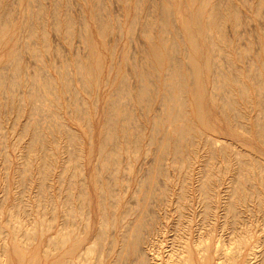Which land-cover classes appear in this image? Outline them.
<instances>
[{"label":"rangeland","instance_id":"374dc122","mask_svg":"<svg viewBox=\"0 0 264 264\" xmlns=\"http://www.w3.org/2000/svg\"><path fill=\"white\" fill-rule=\"evenodd\" d=\"M201 1L202 0H197V2H200L198 4L196 2V0H152V1L151 0H139V1H137V0H102V1L101 0H69V1L68 0H0V3H1L0 4V14H2V15H0V17H1L0 20L3 19L2 22L6 21L7 18L10 20L9 23L8 22L0 23V28H1V26L2 27L5 26V28L3 27L2 29H0V31L2 32V34L0 32V35H1L0 36V74L3 75V78H4V79L2 78L0 82H3V83L7 82L4 87L0 88V90L3 89L4 91H6L4 93V95L2 94L4 92L3 90H1V92H0V98L2 99V100L0 99V103H1V105H0V109H1L0 110V113H1L0 116L2 117V118L0 117L1 118L0 121L3 120L4 124H5V125L3 124V121L0 122L1 123V126H0V210L2 209L0 211V215L2 214L0 217V227L1 226L3 227V228L1 227L2 229L0 228L1 230H3V231L0 230V264H9V263L10 264H35L33 262L36 260H37L36 264H40V263L41 264H49V263H51V264H65L66 263L67 264L66 261L68 260V258L73 256L71 254L73 251L75 252L74 253L75 255H79L80 253L83 254L84 252L87 251L85 249H87L89 246H93L92 243H94L95 237L98 235V233L100 231L99 228L101 226H99V224L102 223V220H103L102 218L104 216H103V213L100 212L101 210L99 208V206H100L99 203H101L103 198H104L103 201H105V203L107 205V209L110 207L107 210L109 212V215H110V216L108 215V217L112 218L111 220H109L108 217L106 218L107 220H109L108 224H110V225H108L109 234L106 230L107 234H106V238H105V244H106L105 249H107L110 246V245L107 246V244H110V241L113 242L115 239H119L118 236H120V233L124 234V233H122L123 230L120 227V226H122L121 223L123 220L126 221L125 222L126 225L128 223L130 225V223L132 224L133 222H135V224L133 223L134 225L137 224L136 221L139 218L138 215L140 214V212L143 208V206H138V205L139 204L140 205L145 204V202L143 200L144 199L143 197L145 196V194H148L150 197L151 196L152 197L149 199L150 201L148 200L149 202L147 201L148 204L146 203L147 205H150V206H146V208H148L147 210L149 213L147 212V210H146V212L149 215L146 216L145 219H143V221H145L146 223L143 222V225H144L143 231L144 232L143 231L141 232L142 233L141 234L142 239H140V247H141L142 251H145L147 249V250H150L148 252L152 251L151 253H153V254L156 251V255H158L160 257L158 259L156 256V259H158L157 261L160 262L158 264H162V263L168 264V262L170 264H177V262L180 264V262H181V264H182V263H184V261L187 260V259L185 260L184 257L191 258L192 264H201L200 259L198 258L199 255L197 252L199 250L197 251V248L203 250L202 248L206 247L207 246L206 244L208 243L209 245L212 246V250L214 251V249H213L214 243H215L214 239H216V237H217V240H219L220 237H221L220 240L223 239V242L220 241L223 244L220 243V245L218 246V247H220V249L218 250V248H217L216 250L219 251V253L222 251H223L222 253H226V252L228 253V251H229V253L231 252L230 253L232 255V256L230 255L231 257H233L236 253H240L241 251H243V252H245V254H247L249 251H251V250L248 251V249H251V246H252V244H254V242L264 240V237H262V235L264 236V232H263L264 231V229H263V226H264V218H263L264 217V196H261L263 199L260 197V195H264V186H261L259 184V180H260V177L262 175H260V177H258L260 172L256 168L258 166V164H262L264 166V161H263L264 160V134L262 135L261 134L262 131H259V129H258L259 127L258 128L256 127L257 126L256 122H260V124L261 125L263 124L262 126H264V112L263 111L260 112L261 111L260 105L263 104V102H264V94H263L264 88L261 87L260 89H262V90H261V92L259 91L260 90L259 84L261 86L264 85V69H263V67H264V64H263L264 63V16H263L264 15V8H262V7H264L263 6L264 1L246 0L248 5L245 2L243 5V3H241V2H243L242 0H213V1L210 0V1H212L210 3H213V4H216L218 1H220L218 3H221L223 1L221 5H224V3L226 4L225 7L221 6L222 15L224 17H227L226 15H228V13L226 14L225 12L229 11L228 6L231 7V5L234 7V9L236 8V10L240 13L241 22H242L241 25L238 28H236V27L233 28V26H234L233 23L231 22L232 23V26H231L230 21L228 22V20H227V21H225V23L227 22V25L224 23L225 24L224 26L226 28L223 26L225 28V29H223V31L225 33L223 31L222 32L219 31L218 29L216 30V28L215 29L212 28L210 31H208V30L206 31V27L208 24L207 23V21H208L207 16H209V11L212 9V7L210 6V7H207L209 9H206L204 7L205 5L203 4V1H202V3H201ZM251 1L252 2L254 1L255 3L257 2L256 6L258 3H262V2L263 3L261 4L262 6L258 4V6L256 7L255 4H253L254 2L249 3ZM67 2H68V4H67ZM153 3H154V5H153ZM194 3H196V4H194ZM103 5H106V6H103ZM53 6L55 7V9ZM65 6H68V7L65 8ZM93 6H95V7H93ZM246 6H249V7H246ZM253 6H255V7H253ZM250 7H252V8H250ZM4 8H5V13L3 12ZM195 8H197V10H195ZM257 8H259L261 11ZM66 9H69V11H67ZM247 9L250 11H248ZM160 10L161 11H163V10L168 11L169 10L172 13V15L171 16L169 15V17L167 19L165 17H161ZM226 10H228V11H226ZM30 11H31V13H30ZM56 11H57V13H56ZM36 12L38 15L35 14ZM96 12H97V14L100 15L99 17L101 19L100 18L99 19L101 20V24L103 22L104 26L102 25V29L104 30L103 27L106 28V31L104 30V33H103V31L101 33H99L97 31L98 30L97 28L100 26H98V24H97L98 22L96 21V18L98 17L97 14H95ZM203 12H206V13H203ZM207 12H208V15H207ZM9 13H10V15H9V17H7L5 14L8 15ZM52 13H53V15H52ZM54 13H55V15H54ZM147 13H148V15H147ZM179 13H181V15ZM192 13H193V15L195 14V17H194L195 19L194 18L192 19V17H193ZM93 14H95L97 17L95 15L93 16ZM205 14H206V16H205ZM256 14H259V15L257 16ZM5 17H7L6 20H4ZM204 17H205V19H204ZM55 18L58 20H55ZM190 18H191V21H190ZM155 19H157V20H155ZM161 19H163L162 23H161ZM66 20L69 21L70 24L73 23V26H72V24L71 25L69 24L67 27V24H66L67 21ZM167 20H168V23H165ZM192 20L195 22V24L192 23L193 22ZM199 20L203 21V25H202V22L199 23ZM56 21L58 23L60 22L62 25L59 26L60 23L57 24ZM63 21H65V22L63 23ZM29 22H30V24H29ZM7 23L11 24V26L8 25ZM55 23H56V25H55ZM163 23L165 24L164 26H166V27H164L162 25ZM192 24H194L193 26L195 29L192 27ZM29 25H30V27H29ZM70 26L72 28H70ZM86 26H88V27H86ZM111 26H112V29H111ZM161 26L163 28H165V29L167 28V29L166 30L160 29ZM117 27H118V29H117ZM130 27H132L133 30ZM176 27H177V31L179 30L181 32L180 35L181 36L183 35L182 37L177 36V33L175 32ZM179 27L181 30L179 29ZM67 28H70L72 30L67 32L69 30ZM81 28H82V30H81ZM145 28L148 29V31L146 30L148 33L151 32L150 33L151 36L147 32L145 34V32H144ZM4 29H5V31H2ZM55 29H57V30H55ZM100 29H101V27H100ZM119 29H120V31H119ZM130 29L134 32H132ZM213 29L215 32L213 31ZM161 30H163L164 33L167 32V34L166 33H165L166 35L163 34V31H161ZM211 31H213V32H211ZM216 32L217 33L219 32L218 34L219 35L221 34V35L220 36L217 35ZM28 33H30V35ZM66 33H67V35H66ZM100 34L103 38L100 36ZM157 34H159V35H157ZM168 34H170L169 36L171 38L168 37ZM196 34L198 35V37ZM208 34H210L209 37L207 36ZM224 34H225L226 38H224L225 37ZM70 35H73L72 38ZM103 35H106L105 39H104ZM69 36H70V38H69ZM190 36L196 37L198 40H200V41H197V44L199 43L198 46L200 45L199 47L201 49L203 48V50L201 52V57L199 56L200 53L195 52V50L191 47V45L189 43ZM205 36H207L208 38ZM179 37L182 38V41L180 40ZM210 37H212V38H210ZM163 38H165V39H163ZM169 38H170V41L168 40ZM69 39H70V42H69ZM71 39H73V40L71 41ZM206 39L209 42H211L212 46L210 45V43L208 41H206ZM219 39H220V41L218 42ZM225 39L228 43L225 41ZM166 40L169 41L168 42L169 44L166 43L167 42ZM183 41H185V42H183ZM177 42L182 46H184V45L188 46V49L190 51L192 50L191 53H190V51H188L187 53L185 51H183L184 50L183 48H185V46L182 47L179 44H177ZM24 43H25V45H24ZM155 43H156V45H155ZM157 43H159V44H157ZM173 43H176L177 46L178 47L180 46L181 49H183V50L182 51H181V49L179 50L180 47L178 48L177 46H176V48H178V49H175V45H173L170 49V45H172ZM248 43H249V45H248ZM163 44L164 45L168 44V45H166V47H164ZM158 45H160L161 47L160 46L158 47ZM225 45L227 47H225ZM114 46L116 48H114ZM214 46L216 47V50L218 49L217 51H219V52H217V54H216V50L213 49V48H215ZM260 46H263V47H260ZM173 47H174L173 50H175V51H171ZM28 48H30V50ZM152 48H154L158 52V54H159L158 59L154 55ZM34 49H36V50H34ZM113 49H114V51H113ZM211 49L214 51H212ZM237 49H239V50H237ZM246 49H248L247 52H246ZM166 50H167V52H166ZM176 50H178V51H176ZM37 51L39 52V55L37 54L38 53ZM179 51H181V52H179ZM210 51H212L211 53H213V52L214 53L211 55ZM236 51L239 53L236 54ZM19 52H20V54H18ZM175 52H176V54H175ZM183 52H185V53H183ZM220 52H222V53H220ZM160 53H162V54H160ZM177 53H179L178 56H177ZM180 53H182V54H180ZM246 53H248V56ZM167 54H169V56ZM197 54H198V56H197ZM165 55H167L168 57L167 56L164 57ZM172 55H173V58H172ZM145 56H147V57L145 58ZM194 56H195V58H194ZM16 58L18 60H16ZM78 58L80 60H82V62H83L82 65L85 68L83 71L84 74H83V72L81 73L83 76L80 75V73L76 71L77 69H75L77 67V64L75 63V61L77 62ZM151 58L153 59V61ZM170 58H172L171 62H176V61H178V59L180 61H182L181 62L182 67H183L182 68V70H183L182 71V78L184 79V77L186 76L185 80L187 81V84H188V89H187L188 93L185 94V97H186L185 99L187 100V112L189 113L188 117H189V120H191L193 123L196 121L195 124L199 130V131L196 130L195 132L192 133L193 137L196 139L195 140L190 139L185 144L186 148H183L182 152H184V153H183V156L181 155L182 156L181 158L184 161H182V160H181L182 162L180 161L181 165H180V163H179V165L176 164V162H175L176 158H175V156H173L174 152H173L172 148H174V142L177 139V136L174 135L175 133H174V124L172 123L173 121L170 123L165 118L167 111H166L165 103L163 102V98H162L163 93L164 92L166 93V91H164L166 89L165 85H163L164 83H166L167 78H168V76L166 78V75L168 74V72L170 73L171 70L173 71V68L171 66H174V63H172V64L169 63ZM175 58L176 59L178 58V59L175 60ZM200 58L202 61L200 60ZM204 58H205V60H204ZM211 58L214 59L213 60L214 66L212 67L211 72H209V71H206L207 69L205 70L204 67L207 64L206 62H208V59H211ZM222 58L224 60H222ZM226 58H227V60H226ZM8 59H9V61H8ZM191 59H194L199 66V71L197 73H193V69H192L191 61H190ZM197 59H198L199 63H198ZM160 60H162L161 63H160ZM10 61L11 62L13 61V64ZM17 61H19L20 66H18L19 64ZM180 61H178V62H180ZM224 61H225V63L223 64ZM226 61H227V64H226ZM246 61L248 63H246ZM2 62H3V65H2ZM8 62H10V63H8ZM82 62H80V63H82ZM203 62H205V65L203 64ZM49 63H50V65H49ZM84 63H85V65H84ZM186 63H188V64L186 65ZM8 64H11V65L9 67H7ZM201 64H202V66H201ZM46 65H47V68H46ZM48 65H49V67H48ZM74 65L76 67H74ZM186 66H188L189 68ZM200 66L203 70L200 69ZM1 67L4 68L3 71L1 70L2 69ZM14 67H16L18 69L14 70ZM142 67H143V69H142ZM256 67L258 68L257 72H255ZM5 68H8V70H5ZM57 68L59 69V71ZM139 68H140V70H139ZM169 68H171V69H169ZM45 69H47V71L49 70V73H47ZM72 69H73V71H72ZM141 69H142V73H141ZM213 69L215 70V72H213L214 71ZM16 70L19 72H16ZM43 70L45 72H42ZM135 70H137V71H135ZM143 70H145V73H147V75H145ZM219 70H220V73H219ZM20 71H22L23 73ZM56 71H58V72H56ZM202 71L204 73H203V75H200L202 73ZM15 72L17 73L18 76L13 75V74H15ZM39 72L41 74L43 73V75H46V76L43 77V75H40ZM59 72H61L62 74H58ZM65 72H66L67 76L69 75V77H71V78L68 77L69 78L68 81L72 80V81L68 82L69 85L71 84V86H69L70 90H69V88L65 87L67 81L65 82L62 79V75L63 74L65 75ZM88 72H89V74H88ZM136 72L138 74L137 75L138 78L135 77ZM76 73H79L78 74L79 76ZM86 73L88 76L86 75ZM92 73H93V75H92ZM143 73L145 76L143 75ZM149 73H150V75H149ZM190 73H191V75H190ZM218 73L219 74H221V73L226 74L228 76V78H230V79H232V77L234 79L237 77L239 80L242 78L241 79L242 82H240L241 89L243 91H250L249 93L244 92V94L247 93L244 96V94H242V92L240 90H239L240 93H238V91H237L238 87L236 89H235V87H232V89H231V87L228 88L229 91H227V95H228L229 99L231 98L230 100L232 102H234V104L236 103L234 105L236 108L234 107L235 109H234L233 113L234 114L236 113L235 116H237V117L233 116L234 115L233 113H232L233 115H230V114L226 115L225 114L227 117L224 116L223 110L221 109L222 104L219 105L220 102H216L214 99L216 97H219V94L221 95V92H219L217 90L215 91L214 83H213L215 78L221 79L220 75L218 76ZM248 73L250 75H252L254 73L255 77L252 75L255 78L254 82H253V80H250V78L248 77L249 81L252 85H250L247 77H245V76L249 75ZM256 73L257 74L259 73V74L257 75ZM260 73H261V75H260ZM11 74L14 76V78H17V79H13V76ZM20 74H21V76H20ZM32 74H33V76H32ZM56 74H58V75H56ZM70 74L72 76H70ZM140 74H142V76ZM240 74H243V75L240 76ZM255 74L258 76V79L260 80V82H259V80H256L257 78H256ZM9 75L12 78L9 77ZM35 75L40 76V77L38 78ZM148 75L150 76L149 79H148V77H149ZM193 75L195 76V78L193 77ZM25 76H29V77L26 78ZM30 76H32V77H30ZM48 76H49V78H48ZM51 76H53V77H51ZM60 76H61V80H58ZM77 76H78V78L80 77V79L82 77L83 78L88 77L86 79L87 82L84 78L82 80H79V82L80 81L83 82V80H84V82H86V83H84V84L81 82L79 83L77 80L78 79ZM18 77H19V79H18ZM33 77H34V79H33ZM55 77H57L58 79ZM191 77H193V79H191ZM20 78H21V80H20ZM52 78H54L53 81L54 80L56 81L54 83L59 86V87L56 86L57 90L53 91L54 89H56L54 86L55 85L54 83H53V89L50 91L48 89H46V87H44V89L43 88L41 89V87H43V84L45 82L51 81ZM12 79L14 80V82H16V87H13V88L10 87V84H9V82L12 81ZM22 79H23V82H22ZM27 79H29L28 80L29 82L28 81L25 82V80H27ZM41 79L44 82H42ZM113 79H115V81H113ZM122 79L124 80V82L126 81V84H129V86L127 85L128 87H126V85L123 86L120 84L123 82ZM5 80H6V82H5ZM36 80H38L37 84H39L38 89L40 90L41 97H43V98L47 97V99L45 100V98L44 99L42 98L43 100L39 101V99H41V97L37 96L33 100V103H32L30 101L31 98L29 97L30 94H28V93H32L34 90H37V88L36 89L34 88V83H36ZM140 80L146 81L147 83L143 82V81H142V83H140L141 82ZM191 80H193V81H191ZM19 81L22 83V86H21V83ZM58 81H59V83H58ZM61 81H62L64 86L61 85L62 84ZM107 81L110 82L108 85L106 84V83H108ZM254 83H255V86H253ZM18 84H19L20 89H18L19 87H17ZM72 84L74 86H72ZM139 84H141L140 85L141 87L139 86ZM147 84H150L149 85L150 90H148L149 87ZM243 84L246 85V88H245L246 90H244L245 86ZM7 85H8V87H7ZM24 85H26V86H24ZM105 86H106V88H105ZM122 86L128 88L129 90L131 89V92H128L129 90H127V94L131 93V96H129V98H131V99L129 100L127 97L129 104L124 103L126 101V96H128V95L124 92L126 96H124L125 98H123V95L121 96V94H119V93L123 94V90L120 89V87L122 88ZM138 86H139V88H138ZM142 86H144V88H142ZM197 86L199 89H197ZM204 86H205V88H204ZM60 87L61 88L63 87L64 89L62 88L63 89L62 90ZM112 87H113V89H112ZM115 87L117 89L118 88L119 89L117 90V89H115ZM194 87H195V89H194ZM146 88H147V90H146ZM212 88H214V90ZM122 89H124V88H122ZM125 89H124V91H125ZM140 89H145L147 91V93L151 94V95L150 94L147 95V93L145 94V92H144L145 96L143 99H145V97H146V99H147V100L145 99L146 102H145V100H143V101L140 100L141 102H137V101H139L138 99H141L142 98L141 96L144 95L143 93H142V95H141V93L139 95L137 94V93H139L138 91L141 92ZM10 90L13 91V93L9 92ZM41 90H42V92H41ZM78 90H79V92H78ZM116 90H117L118 94L116 93ZM119 90H121V92H118ZM193 90L194 91L196 90V91L193 92ZM204 90H206V92ZM72 91H74V92H72ZM75 91L78 93V96H77V93ZM210 91H212V94ZM257 91H259L260 98H258V92ZM46 92L50 93L49 95H51V96H49V95L47 96ZM229 92H230V94H228ZM112 93L114 95H112ZM165 93H164V95H165ZM197 93H198V96L196 97L195 94H197ZM214 93H215V95H214ZM5 94H7V96H5ZM10 94H12V95H10ZM42 94L43 95L45 94V95L43 96ZM53 94H55V95L53 96ZM73 94L76 95L78 98V100H77V98L75 96V98L77 100L76 104H75L76 100L74 99ZM240 94H242L241 95V96H243L242 98H240L241 97ZM1 95H3V96H1ZM118 95H120V96L116 97ZM137 95L138 96L141 95V96L137 98L136 97ZM261 95L263 96V98ZM12 96H13L12 99L14 101L10 98ZM55 96L56 97L58 96V97L56 98ZM147 96L149 98H147ZM249 96H251V99ZM55 98L59 99V100H57L55 102ZM118 98H121V101H119L120 99H118ZM7 99H8V102L6 101ZM10 99L13 102L12 104H11ZM20 99H23V101ZM49 99L52 102L54 101V103H51L49 101ZM72 99H74L73 100L74 103L72 102ZM134 99H136V100H134ZM109 100H110V102H109ZM116 100L119 101L118 104L115 103ZM245 100H247V101H245ZM107 101H108V104H107ZM147 101H149L150 103ZM4 102H7L8 104L10 103L12 106L10 104L9 105L14 108V109L11 108V109H13L12 115H11L12 110L11 109L9 110L10 106L8 104L4 105L3 104ZM19 102L21 104H19ZM22 102H24V104H25V102H27V104L23 105ZM35 102L37 103V105L39 107L41 106V108H37L38 106L36 105ZM68 102H69V104H68ZM120 102H122V103H120ZM142 102L144 105L141 104ZM257 102H259L260 104L259 103L256 104ZM72 103H73V106L71 105ZM110 103H111V105H110ZM148 103H149V105H146ZM2 105L5 106L6 108L8 107L7 108L8 110L6 108H3ZM69 105H71L70 108H68ZM108 105H110V108L112 105L113 106L116 105V106H118L117 109L120 107L123 109L122 106H124L123 110H120L121 108L118 109V111H120V112H116L113 109L114 108L113 106L110 109L111 115H113L112 111L117 113V114L114 113L115 115H113V116H115L116 119L113 118V120L115 122H118L117 123L118 124L117 126L119 127V128L117 127L118 136H119V138L122 137L119 140L122 145H120V142H118L120 145L119 148L121 149L120 152H122V153H119L122 155L118 156V157H120L119 161L121 160L120 161V167L121 168L117 166L118 171L116 172L117 174H115L116 177L114 176L113 178H111V181H112L111 190L115 192V193L113 192L114 196L111 193H109L110 191L108 190L109 188L107 187V186H109L108 182L110 181V176H111V175H109L110 173L108 174L107 172H104L101 175L99 172L97 173V169H95L97 167L96 158H97L98 152H99V146H100V142H101L100 137H102V132H103L102 129L104 126L103 124H104V119H105V115H106L105 113L107 112V111L105 112L104 108H107ZM162 105L165 108H163ZM256 105H257L258 109H257ZM125 106L126 107L128 106V107L125 108ZM158 106H160V107H158ZM192 106H194V108ZM33 107L36 108L37 110L40 109L41 115H40V112L38 111L39 112V113H37L38 115L33 116L32 115L33 114L32 113ZM129 107H130V109H129ZM29 108H30V110H29ZM81 108H83V109H81ZM146 108H148V109H146ZM45 109H46V111H45ZM125 109H126V111L123 112ZM76 110H79V112ZM162 110H164L165 112ZM42 111L45 112V114H43ZM121 112L124 114H126L128 112L127 114L129 116L131 114L130 117L134 118L135 122L133 121L134 119H130L129 122L128 121L122 122L121 120L123 119L124 114L122 116V114H120ZM4 113L7 115V118H5L6 116ZM50 113H53L52 115H54V114L57 115V118H56V116L53 117ZM162 114H164V119H166V120L163 119ZM28 115H30V116L32 115V116L30 117ZM116 115L119 117V121L117 120L118 118ZM146 115H147V117H146ZM159 115H160V117H159ZM256 115H257V117H256ZM258 115H260V116H258ZM58 116H59V118H58ZM231 116H233V117H231ZM47 117H50L51 120L46 121ZM60 117H62V120ZM230 117H231V119H230ZM16 118L18 119V122H17ZM32 118H33V121H31ZM54 118H55V120L56 119L57 120L54 121ZM120 118H121V120H120ZM157 118L160 119L161 122ZM232 118H234V119H232ZM255 118H256V120H255ZM35 119L36 120L38 119L37 121L39 122V125L37 126V128H39V129L43 128V131H40L41 133L38 132L39 136H41L43 132H44L43 133L44 136L40 137L42 139H40L39 144H37V146H36L37 149H35V152H34V151H32V149L31 150L29 149L30 150L29 151L27 147L31 146L30 145L31 142L29 140L32 139L31 138L32 135H30V134L33 131L32 130V127H33L32 123L34 122ZM42 119H43V121H42ZM63 119L65 120V122ZM28 120L31 121L32 126ZM14 121H16V122H14ZM38 122H36V123L38 124ZM131 122H133V124ZM161 123H163V124H161ZM3 125H4V128L2 127ZM24 125H25V127H27L29 129L28 130L29 134L25 133V132H27V130H26L27 128H24ZM58 125H60L62 130L60 129V127ZM62 125L63 126L68 125V127L69 126L70 127L66 128V127H63ZM127 125H128V127H130L131 125H132V127L134 126V129L132 128V130H128L129 128L125 127L129 131L128 132V135H129L128 138L132 144L130 143L129 140L125 141V139L123 138L122 133H123V131L126 130L124 128V126H127ZM11 126H13L14 128ZM40 126H42V127H40ZM51 126H53V127L50 130L49 127H51ZM54 126L56 128H54ZM120 126H121V128H120ZM57 127L59 128V130L57 129ZM22 128H24L26 130V131L24 130L25 132H23V134H22V132L20 133V131H23ZM70 128H71L70 134H74V137L76 136L77 138L75 137L76 140L74 142L72 140H71L72 142L70 140H68L70 142V145H68L69 142L66 141L68 139V138L66 139V137H68L69 134L66 131H68ZM239 128H240V130H239ZM13 129H14V134H13ZM65 129H66V131H63ZM157 129H159V130H157ZM46 130H47V132L48 131L49 132L47 133ZM201 130H202V132H201ZM244 130H246V132ZM263 130H264V127H263ZM37 131H39V130H37ZM120 131H122L121 132L122 136L119 133ZM136 131H138L140 134L138 132L136 134ZM258 131H259V133H258ZM59 132L60 133L64 132L63 133L64 135L62 133L60 134ZM131 132H132V134H131ZM133 132L136 135L139 134L138 136H140L141 138L144 137V138H142L144 141L140 137L136 138V136L133 135ZM171 132L174 134H172ZM49 133L51 134V136L49 135ZM58 133H59V135H58ZM32 134H33V132H32ZM194 134H196V135H194ZM204 134H207V135L204 136ZM23 135H25V137H23ZM29 135L31 137H29ZM169 135L171 137L170 138L171 139V147H170L171 149L167 150L169 154H167V151L165 152L167 154V156H166L165 153H163L164 154L163 155L162 152L157 151V150L159 149V147H158L159 143L162 142V140L165 137H169ZM4 136H6L5 138H7V139L3 138ZM21 136L23 139L21 138ZM45 136L49 140H47L45 138ZM54 136H55V138H58V140H59V145H57V147L55 146L56 142H54V141L56 139L54 140ZM133 136L135 137V139L139 138L140 143L138 140L137 141L134 140ZM195 136H197V137H195ZM63 137H64V139H63ZM172 137L174 139H172ZM207 137H208V139H207ZM24 138H25V140H24ZM209 138H210V140H209ZM21 139H22V141H21ZM160 139H161V141H160ZM212 139L213 140L214 139H220L223 141V144H225V146L227 144V146H228L227 150L229 149L228 150L229 153H225V156L220 155L221 157L218 154L217 155L218 157L213 158L214 160L212 158H210V156L212 157V154H210V151H208L210 155L206 152L207 150L204 148V146L206 144H204V143H206L207 141L205 142L204 140L212 141ZM51 140H53V141H51ZM133 140H134V142H133ZM6 141H8V142L5 143ZM135 141L137 143H135ZM190 141H191V143L192 142L193 143L191 144ZM47 142H48V144L50 142H52V143L54 142V144L50 143L48 146V144L46 145ZM61 142H62V144H61ZM124 142L125 143L129 142V144H131V145L127 144L128 146L125 145L126 148L132 146V147H130L132 149L131 151L129 149L125 148ZM3 143H5V144H3ZM133 143H134L135 147H134ZM148 143H150V145ZM151 143L154 145H151ZM61 145L65 146V147L63 146L64 147L63 150L66 149L65 152H63L61 150V148H63V147H61ZM140 145L142 147H140ZM6 146L9 147L8 150L6 149ZM41 146H43V147L45 146V148H43ZM53 146H54V148H53ZM58 146H59V149H58ZM225 146H224V148L227 147V146L226 147ZM139 147L142 149H140ZM50 148H52L51 149L52 151H50ZM138 148H139V150H142V152L139 151V154L137 153ZM147 148L149 150L148 153H147V151H148ZM67 149L69 150V152L67 151ZM78 149H80V151L83 152L84 158L81 162H79L78 159H74L77 161H72L70 163L71 170L68 172L69 174L67 173V176H69V177H67L65 175L67 178L64 179L63 177H65V176H63V173H61L64 170V163H62L63 157L66 158V157H70V155H75V154L77 155ZM133 149H134V152H133ZM185 149L187 150V152ZM44 150L48 151V152H46L47 153L46 155H45ZM124 150H126L127 152L129 150L130 153L129 152H128L129 154L126 152L123 153ZM227 150H226V152H228ZM7 151L9 152V154ZM38 151H39V153H38ZM61 151L64 155L61 153ZM218 151H219V149H218ZM40 152H42V154ZM50 152H52L53 155ZM145 152H146V154H145ZM233 152H235V153H233ZM56 153L60 154V157H59V155L56 156ZM69 153H70V155H69ZM91 153L93 154V156H92L93 160L92 161L90 160V154ZM131 153H134V154H131ZM136 153L138 155H141L140 153H142L141 157L139 156V158H138ZM36 154L37 155L39 154V155L37 156ZM125 154H126V156H125ZM148 154H149V156H148ZM156 154L158 155L157 157H156ZM5 155L8 158L11 156L9 158L10 162L6 163V161H8V158H5ZM21 155H23L22 160H21V158H22ZM42 155H44V156H42ZM47 155H48V157H47ZM61 155H63V157ZM127 155L130 157V158L129 157L128 158L131 159V161H132V163H131V161H128L129 162L128 164L130 165V167L135 166V167H133V169L127 168V165H128L127 160H129L127 158ZM134 155H136L138 159H136V156H134ZM160 155H163L164 157L166 156V158H164V157L162 158V156L160 158H158ZM169 155H170V157H169ZM237 155L238 156L240 155L239 158L243 157V159H245V160L240 159L241 160L240 162L243 161V163H244V161H245L244 165L246 164V161H247L248 162L247 165H249V166L252 165V167L255 166L254 167L255 171L253 172L252 171L253 169H251V170L249 169L250 172L248 171V173H247V170H245L247 165L246 166L243 165L244 170H238L239 167L237 166V164L239 163V166H241V165H240L239 158ZM28 156L34 157L36 160L35 162H33V163H35V165H33L30 168L28 167V164L25 165V163H26L25 161L27 160ZM49 156H51V157H49ZM54 156H55V158H54ZM185 156H187L189 158V159L186 158V160L187 159L192 160V161H189L190 163L196 162L195 163L196 166L194 164H190L189 162L188 163L191 166L190 165H189L190 167L187 166L188 164H186L187 161L185 160ZM40 157H42V158H40ZM134 157L137 161L134 159ZM56 158L59 160H57ZM222 158L225 160H223ZM236 158H238V161ZM42 159H46L47 162L51 161V163L47 164L46 160H43V162L44 161L45 162H44V164L41 165ZM154 159H158V160H154ZM19 160H20V162H19ZM152 160H154V161H152ZM123 161H125V162L123 163ZM156 161H157V164H156ZM254 161H259V162L261 161V162L260 163L258 162L256 165V162H254ZM22 162L24 165L22 164ZM38 162L40 164H38ZM63 162H64V160H63ZM154 162H155V164H154ZM158 162H159V164H158ZM249 162H251V164ZM27 163H28V161H27ZM45 163H46V165H45ZM54 163L57 166L56 168L54 167V165H55ZM57 163H58V165H57ZM152 163L154 164V166H152ZM235 163H237V164H235ZM20 164H22L24 166V168L22 165H21L22 166L21 167ZM50 164H52V165H50ZM184 164L186 166H184ZM208 164L212 165V167H214V168H212ZM36 165H38V167ZM44 165H45V168H44ZM129 165H128V167H129ZM155 165L156 166L158 165L159 167L158 166L156 167ZM177 165H178V168L180 166L179 169L177 168ZM207 165L210 167V169L203 170L204 168L205 169L209 168ZM232 165H233V167H231ZM25 166H26V169H25ZM39 166H42V167H40V170L43 171L42 173L41 172L39 173V171H40ZM52 166H53L54 170H53ZM58 166H60V167L62 166L61 169L62 168L63 169L60 170V167H58ZM82 166H83V170L85 171V176L80 175V172L82 170ZM173 166H174V168H173ZM235 166H237L236 167L237 169L235 168ZM191 167H193V168H191ZM124 168L126 169L125 171H124ZM188 168L190 170H187ZM228 168L230 169L231 173L229 171L227 172V170H229ZM19 169H21V170H19ZM23 169L26 172H28V174H30V173L31 174L30 175L27 174L28 175L27 176L26 172L24 173ZM36 169H38L37 172H36ZM47 169H49L48 170L49 172L47 171ZM55 169L58 172L56 171V173H55L54 172ZM157 169L158 170L160 169L159 172H157ZM180 169H181V171H180ZM44 170H45V174H47L49 176H47V177L42 176L41 177V175L44 174ZM128 170L131 171V174H129L130 171H128ZM140 170H141V173H139ZM235 170H237V171L235 172ZM21 171L23 172V174ZM51 171L54 172V175L50 174ZM174 171H175V173H174ZM241 171H243L245 173V175H243V177L247 176L248 180H246V178H244L246 181L245 180L243 181ZM121 172H123V173H121ZM148 172H151L152 174L148 173ZM177 172H179V174ZM38 173H39V175L37 176ZM71 173L74 175H72ZM204 173H205V176H204ZM233 173L236 175L238 174V175L236 176ZM239 173L241 174V176H239ZM246 173H247V175H246ZM166 174H168L167 177H166ZM248 174H250V175H248ZM252 174H254V175L256 174L255 176L258 177L257 178L258 181L256 179H254L255 176H253ZM31 175L37 176V178H35L37 180H34V176L30 177ZM107 175H109V176H107ZM137 175L139 178L137 177ZM186 175H187V177L185 178L184 176H186ZM70 176H74V177H72V180L70 179ZM153 176L155 177V183H156L153 185V187L156 186L157 188L156 187L152 188L154 191L151 192L152 191L150 189L151 184L149 181H150V177L152 178ZM178 176H179V178H178ZM59 177L63 178L66 183L63 181V179H60ZM90 177H91V179H90ZM105 177H107L109 180H107ZM147 177L149 179H147ZM230 177H233V179L232 178L230 179ZM85 178H86V183L88 186V187L86 186V192H87V194L89 193L86 202L90 199L86 203L87 208H88L87 210H88L89 214L86 215L87 210L83 211V214L82 213L80 214L79 209H76L75 210L76 226H74L73 228L72 227L68 228V231H70L69 229H73L71 232H73L75 230L77 231L75 233L73 232L74 234L72 235V237L70 239L71 241L69 242L71 245L68 243L67 247L64 249H61L60 252L54 251L53 255H51L50 257H46L44 255L46 250L43 251L42 249L46 248L45 244H47L46 242L49 239V236L55 237V234L56 233L58 234L59 230L62 231L61 228L64 230L65 219H64V212L62 213V210L64 211V209H62L63 208L62 204L65 203V200L66 201L72 200V203L70 201L71 207L73 206V208H75V207L78 208V206L82 203V199L79 198V194L80 193L83 194V192H84L82 190V183L85 180ZM115 178H117V179H115ZM128 178H129V181H128ZM184 178H185V182H186L185 184H183ZM40 179H42V182L44 185L46 184L47 188L45 186H41L42 183L40 182L41 181ZM51 179H52V181H51ZM100 179H102V185H100V182H101ZM113 179H115L116 181ZM203 179H205L206 181L209 180L207 182L203 181V183L206 182V184L207 183L208 184L203 185L204 187H200L199 184L202 183L201 180H203ZM234 179H235V181L237 179V182H238V180H240L239 183L243 182L245 187L243 186V183L238 185L237 183L233 182L236 185H238V186L235 185L233 187L234 188L237 187L240 191H238V189L233 190L234 188L231 186V183H232V181H234ZM45 180H46V183H44ZM58 180H60V182H58ZM186 180H188V182ZM37 181L40 182L41 184L37 183ZM47 181H48V185H47ZM67 181L68 182L71 181V183H73L74 186L73 185H72L73 187L70 186L71 183L69 184ZM98 181H99V185L97 183ZM30 182H33L34 185H32L33 183L30 184ZM49 182L53 185V187L51 186V184H49ZM61 182L62 183L64 182V183L60 184ZM138 182L140 183V185H142V186H140V188H139ZM56 183L58 184V186ZM128 183H130L131 185ZM233 183H232V185H234ZM67 184H69L70 187L69 186L68 187L70 189L67 187ZM9 185L11 188L8 187ZM39 185L41 187H44V188L41 189V187ZM59 185H60V187H59ZM116 185H118V186H116ZM127 185H129V187ZM136 185H138V186H136ZM263 185H264V183H263ZM48 186H49V188H48ZM100 186H103L101 189L102 190L105 189L106 191L103 190V192H102V190L100 189ZM126 186L128 187V189L130 188V190H128ZM181 186L184 187V189H180ZM198 186L200 188H202L201 190H203V191L205 190V193L206 192L208 193V194L206 193L207 194L206 195L207 203L204 200L205 197H203V195H205V194L203 193V191L201 192V190ZM239 186L242 188L240 189ZM50 187H52V188H50ZM65 187L68 188V190L66 189V192L64 189ZM113 187H114V190L112 189ZM137 187L140 189L139 191H137L138 190ZM146 187H148V190L150 191V193H149V191L145 190ZM73 188H74V191L72 190ZM115 188H118V189H115ZM230 188H231V190H230ZM6 189H7V191H6ZM95 189L97 191H95ZM164 189H166V190H164ZM209 189H210V191H212V190L213 191L210 192V191H208ZM133 190L136 191L135 194H137V195L132 194V193H134ZM156 190H158V192ZM241 190L243 193L241 192ZM40 191H41V193H40ZM197 191L199 194H197ZM232 191H237V193L238 192L240 193V194L238 193V195H236L237 199L235 198V196L231 197V193H234L233 195L237 194V193L232 192ZM73 192L75 193V195H73ZM104 192H105V194H107V196L105 194H103ZM34 193H35V195H34ZM37 193L40 195V197L38 196ZM65 194L68 196L73 195V197L69 196V198H71V199H66V197H68V196H66ZM117 194L118 195L120 194L119 198H116L117 196H115V195H117ZM214 194H216V195H214ZM241 194L244 195V197H243L244 199H246L245 197H248V200L246 199L247 201L243 202ZM111 195H112V198H111ZM121 195H122V197H121ZM199 195H201V197ZM209 195H210V198H209ZM31 196H38V198H36V197L33 198ZM58 196H60V197H58ZM108 196H110V198ZM211 196H213V197L211 198ZM30 197H31V199L33 198L35 200H31ZM64 197H65V200H62V199H64ZM105 197H106V199H105ZM44 198H46V199H44ZM213 198H215L216 200L215 199L213 200ZM231 198H233L232 201H231ZM117 199H119V200H117ZM197 199H199V200H197ZM208 199H209V201H208ZM210 199H212V200L210 201ZM234 199H235V201H234ZM240 199H241V203L239 201ZM258 199H259V202H258ZM38 200H40V202H41L39 204L40 205L39 207H38V203H39ZM48 200L51 202H49ZM236 200H237V202H236ZM36 201H38V202H36ZM53 201L56 203V205H54ZM115 201H117V202H115ZM128 201H130V202L126 204V202H128ZM140 201H142V202L140 203ZM199 201L202 203H200ZM203 201H205V202H203ZM34 202H36V206H35ZM74 202H75V204H73ZM108 202H112V203L109 204ZM135 202H136V204H135ZM231 202L233 203V205L235 204L237 207L236 206L234 207ZM234 202H236L238 205ZM32 203H33V205H32ZM113 203H115V204H113ZM230 203L234 208L229 205ZM30 204L33 207L35 206L38 208H35V207L33 208ZM97 204H98V206H97ZM111 204L114 205V208L118 205L121 209L119 207H116V209L119 208L118 209L119 211L116 209H115V211H113L114 208L112 206H109ZM129 204H131V205H129ZM41 205L45 209V210H43V212H42L43 208L41 207ZM45 205L49 209H47V207ZM61 205H62V207H61ZM227 205H229L230 208ZM257 205H258V207H257ZM127 206H130L129 207L130 209ZM178 206H181V207H178ZM206 206H208V208ZM177 208H180L181 211L178 210ZM181 208H184V210ZM211 208H213V209H211ZM219 208H221V209H219ZM231 208L233 209V212L235 213V215H236V213L239 212L237 214L238 218L235 215H232L233 212L231 211ZM235 208H236V210H235ZM13 209H14V216L11 214L13 212ZM30 209L35 211L34 212L35 214L33 213V211L31 212ZM54 209L56 212L57 211L58 212L56 213L54 211ZM128 209H129V211H127V213H126V210H128ZM133 209L135 210V212H133ZM137 209H139L138 210L139 212H137ZM214 209H215V211L216 210H218V211L215 212ZM227 209L228 210L230 209V212ZM46 210H48V211H46ZM52 210L54 211V213L53 212L51 213ZM109 210H111V211H109ZM124 210H125V212H123ZM130 210H131V212H130ZM37 211L39 212V215H40L39 217H37L38 215H36ZM112 211H113V213L114 212L116 213V214L114 213L115 216H112ZM179 211L181 212V214H184V215L179 214L180 213ZM110 212H111V214H110ZM120 212L122 215L120 214ZM218 212L221 213L222 215L219 214ZM260 212L262 214H260ZM78 213L80 215H78ZM117 213L119 215V218L117 217ZM129 213H130V215H128V216L130 218L132 217V215H134V213H136V214L130 219V218H127L128 217L127 214H129ZM206 213L208 215H211V216L208 217V215ZM213 213H214V215L215 214L216 215L215 216L212 215ZM47 214H48V217H46ZM76 214H77V216H76ZM205 214H206V216H205ZM217 214H219V215H217ZM228 214H230L231 216ZM53 215H55V216H53ZM179 215H181L182 217ZM223 215L225 217L228 216V218L227 217L225 218V221L227 220L228 222L224 221ZM61 216H63V217H61ZM125 216H127V217H125ZM137 216H138V218H137ZM204 216L206 218H204ZM212 216H214V217L212 218ZM232 216H234V218L236 217V219H234ZM14 217H15V219H14ZM32 217H35L34 219L40 224H42L43 221L50 223V220H51L52 223L53 222L54 223L53 224L50 223L47 225L53 226L52 229H54V231L52 230L51 234H50L51 231L50 232L48 231L49 235H47L48 233H46V235L44 236L45 238L43 237L44 240L41 239L42 238L40 236L41 234H39L38 235L39 238L37 237L38 242L36 241L35 244H33L31 246V249L24 251V250H22L23 248L22 249L18 248L19 243L17 242V239L20 238V236L26 237V233L31 232L30 224L31 223L33 224V222H34V219ZM51 217H53V219ZM54 217L59 218V220L57 218H54ZM75 217H74V219H75ZM120 217L123 219H121ZM188 217H190V218L188 219ZM41 218H44L45 220H43V219H42V221L39 220ZM49 218H50V220H49ZM113 218H115V219H113ZM74 219H73V221H74ZM135 219H137V220H135ZM190 219L192 220V222H190L191 221ZM204 219H205V221H204ZM206 219H208L209 221ZM215 219L217 221H215ZM221 219H223V220L221 221ZM118 220H119V223L115 224V222H118ZM187 220H189V221L187 222ZM13 221H14V223H13ZM63 221H64V223L62 225ZM75 221L72 223H75ZM127 221H129V222H127ZM210 221H212L214 224ZM218 221L220 224L218 223ZM215 222H217L218 224ZM15 223H16V225H15ZM221 224H225V225L227 224L226 228L224 227V225L220 226ZM44 225H46V224L44 223ZM13 226L18 227L19 229H21V231L17 228L18 229V232H17L16 227H14L16 230L13 233L12 232L13 230L11 229V227H13ZM27 226L30 228L28 229ZM109 226L113 227L112 229H115V230L110 229ZM128 226H126V227H128ZM130 226H132V225H130ZM217 226L219 228L221 227L220 231H218L219 228ZM75 227H77V228L74 229ZM187 227L190 229H188ZM223 227H224V229H222ZM228 228H230V229H228ZM5 229H6V231H4ZM110 230H112V231H110ZM113 231H115V232H113ZM151 231H152V233H151ZM213 232H214V234L216 233V235H213ZM249 232H251V233H249ZM117 233L119 235H117ZM243 233L246 235V237H250L251 235H253L254 239L248 245H244L243 250L239 251L238 243H239V241H242V240H238V239H243V235H244ZM2 234H4V235H2ZM77 234L79 236L78 237L76 236L77 237L76 238L74 235H77ZM80 234L82 237H80ZM249 234H250V236H249ZM257 234H258V236L259 235H261V236L259 238H257L258 237ZM16 235H17V239L14 238V236H16ZM111 235H113V239L115 237L116 238L113 240ZM208 236H209V238H207ZM6 237H7V239H6ZM79 238L81 239L80 243L78 242V240H80ZM22 239H25V238H22ZM107 239H108V241H107ZM174 239H175V243H174L175 245H173ZM261 239H263V240H261ZM73 240H75V241H73ZM190 241H191V243H190ZM112 242H111V244H112ZM161 242H162V244H161ZM30 243H32V241H30ZM30 243H29V241L26 242L27 245H29ZM158 243H160V244H158ZM189 243H190V245H189ZM200 243H202L203 245L202 244L200 245ZM26 244H25V248H27ZM196 244H197V248L194 249L196 247ZM204 244H205V246H204ZM221 244L224 247V248L222 247L223 249L221 248ZM6 245H7V250H5ZM163 245H164V247H163ZM198 245H199V247H198ZM28 247H30V246H28ZM158 247H159V249H158ZM187 248H188V250H187ZM105 249L102 250L104 257H106L105 260H107L104 262V264H112L111 262H113L115 259V258H113L114 255H112L109 258L110 260L107 259L108 257H107L106 253L109 249L108 250H105ZM236 249L238 251H235ZM81 250L83 253L81 252ZM184 250L186 251V253ZM220 250H222V251H220ZM27 251H30V253L29 252L27 253ZM78 251H79V254L77 253ZM183 251H184V254L182 253ZM20 252H22V253H20ZM1 253H2V255H1ZM157 253H159V254H157ZM227 253H226V256H228V257L226 258V256H225L226 259L223 257L225 254H221V255H223L222 259L224 260V262L225 261L228 262V260L230 259V256L227 255ZM3 254L5 256H3ZM39 255L42 256V259H41V256H39ZM167 256H168V258H170V256H171V258H172V259L170 258L171 261L166 258ZM177 256H179V257H177ZM27 257H28V259H27ZM131 259H133V257H131ZM131 259L128 260V262H126L125 264H134V259H133V261ZM178 259L179 260L181 259L180 262L178 261ZM46 260H48L47 261L48 263L46 262ZM172 260H174L175 263H174V261L172 263ZM223 260H222V262H223ZM57 261H59V262H57ZM96 262H97V256L95 257V253H92V254H90V258H89L88 263L85 262V264H96ZM185 264H190V263L187 260L185 262ZM239 264H242V263H239Z\"/></svg>","mask_w":264,"mask_h":264},{"label":"bare ground","instance_id":"6f19581e","mask_svg":"<svg viewBox=\"0 0 264 264\" xmlns=\"http://www.w3.org/2000/svg\"><path fill=\"white\" fill-rule=\"evenodd\" d=\"M68 1H69V0H68ZM101 1H102V0H101ZM137 1H139V0H137ZM151 1H152V0H151ZM202 1H203V4L205 5L204 7H205L206 9H209V8H207V7H210V6L212 7V9L209 11V16H207V18H208V19H207V20H208L207 23H208V24H207V27H206V31H207V30L210 31L212 28H214V29L216 28V30L218 29L219 31L222 32L223 29L226 28L224 25H225V24L227 25V22L225 23V21H227V20H228V22L230 21V23H231V22L233 23V25H234L233 28H234V27L238 28V27L241 25L242 22H241L240 13L236 10V8L234 9V7H233L232 5H231L232 8L228 6L229 11L226 10V11H228V12H225V11H224L226 14L228 13V15H226L227 17H224V16L222 15L221 6H224V7H225L226 4L224 3V5H221L223 1H222L221 3H218V2H220V1H218L216 4L210 3V2H212L213 0H212V1H210V0H205V1L202 0ZM202 1H201V3H202ZM242 1H243V2H241V3H243V5H244V2L247 4V1H246V0H245V1L242 0ZM256 1H257V0H256ZM260 1H264V0H260ZM33 2H34V1H33ZM35 2H36V1H35ZM194 2H195V1H194ZM196 2H197V0H196ZM226 2H227V1H226ZM253 2H254V1H253ZM253 2L251 1V2H249V3H253ZM258 2H259V1H258ZM197 3L199 4L200 2H197ZM214 3H215V2H214ZM256 3H257V2H256ZM256 3L254 2L253 4H255V6H256ZM262 3H263V2H262ZM262 3H258V4L261 5ZM0 4H1V3H0ZM67 4H68V2H67ZM151 4H152V3H151ZM151 4H150V5H151ZM194 4H196V3H194ZM227 4H228V3H227ZM246 4H245V5H246ZM258 4H257V6H258ZM16 5H17V4H16ZM139 5H140V4H139ZM150 5H149V6H150ZM153 5H154V3H153ZM243 5H242V6H243ZM247 5H248V4H247ZM29 6H30V5H29ZM96 6H97V5H96ZM100 6H101V5H100ZM103 6H106V5H103ZM195 6H196V5H195ZM195 6H194V7H195ZM202 6H203V5H202ZM202 6H201V7H202ZM251 6H252V5H251ZM255 6H253V7H255ZM257 6H256V7H257ZM261 6H262V5H261ZM263 6H264V5H263ZM40 7H41V6H40ZM53 7H54V6H53ZM56 7H57V6H56ZM67 7H68V6H65V8H67ZM93 7H95V6H93ZM155 7H156V6H155ZM244 7H245V6H244ZM246 7H249V6H246ZM38 8H39V7H38ZM38 8H37V9H38ZM202 8H203V7H202ZM226 8H227V7H226ZM226 8H225V9H226ZM230 8H231V9H230ZM250 8H252V7H250ZM262 8H264V7H262ZM54 9H55V7H54ZM248 9H249V8H248ZM248 9H247V10H248ZM257 9H259V8H257ZM2 10H3V9H2ZM66 10L69 11V9H66ZM195 10H197V8H195ZM252 10H253V9H252ZM259 10H260V9H259ZM259 10H258V11H259ZM262 10H263V9H262ZM7 11H8V10H7ZM37 11H38V10H37ZM98 11H99V10H98ZM98 11H97V12H98ZM248 11H250V10H248ZM260 11H261V10H260ZM3 12L5 13V8H4V11H3ZM3 12H2V13H3ZM54 12H55V11H54ZM58 12H59V11H58ZM97 12H96L95 14H97ZM195 12H196V11H195ZM30 13H31V11H30ZM56 13H57V11H56ZM64 13H65V12H64ZM98 13H99V12H98ZM203 13H206V12H203ZM250 13H251V12H250ZM257 13H258V12H257ZM260 13H261V12H260ZM35 14H37V12H36ZM35 14H34V15H35ZM58 14H59V13H58ZM95 14H93V16H94ZM99 14H100V13H99ZM99 14H97L98 17L95 15V16L97 17V18L95 17V18H96V21L98 22L97 24H98V26L101 27V29H100V27H98V28H97V29H98L97 31H98L99 33H101V32L103 31V33H104V30L106 31V28L103 27L104 30L102 29L103 22H102V24H101V20H100L101 18L99 17V16H100ZM179 14L181 15V13H179ZM251 14H252V13H251ZM0 15H2V14H0ZM5 15H6L7 17H9L10 13H9L8 15H7V14H5ZM5 15H4V16H5ZM37 15H38V14H37ZM52 15H53V13H52ZM54 15H55V13H54ZM147 15H148V13H147ZM160 15H161V17H165V18L167 19V18L169 17V15H170V16L172 15V13H171L169 10H168V11H165V10L161 11V10H160ZM192 15H193V13H192ZM203 15H204V14H203ZM207 15H208V12H207ZM253 15H254V14H253ZM256 15L258 16L259 14H256ZM260 15H261V14H260ZM262 15H263V14H262ZM35 16H36V15H35ZM205 16H206V14H205ZM263 16H264V15H263ZM7 17H5L4 20H6ZM16 17H17V16H16ZM31 17H32V16H31ZM108 17H109V16H108ZM148 17H149V16H148ZM194 17H195V14L193 15L192 19H193ZM254 17H255V16H254ZM0 18H1V17H0ZM39 18H40V17H39ZM56 18H57V17H56ZM56 18H55V20H58V19H56ZM99 18H100V19H99ZM196 18H197V17H196ZM257 18H258V17H257ZM163 19H164V18H163ZM163 19H161V23L163 22ZM194 19H195V18H194ZM204 19H205V17H204ZM2 20H3V19H2ZM2 20H0V21H1L0 23H3V22H5V23L8 22V23H9V21H10L8 18H7L8 21L6 20V21H3V22H2ZM37 20H38V19H37ZM67 20H68V19H67ZM67 20H66V21H67ZM145 20H146V19H145ZM155 20H157V19H155ZM172 20H173V19H172ZM172 20H171V21H172ZM197 20H198V19H197ZM245 20H246V19H245ZM38 21H39V20H38ZM159 21H160V20H159ZM190 21H191V18H190ZM192 21H193V20H192ZM56 22H57V21H56ZM64 22H65V21H63V23H64ZM110 22H111V21H110ZM116 22H117V21H116ZM153 22H154V21H153ZM164 22H165V21H164ZM200 22H202V25H203V21L199 20V23H200ZM5 23H4V24H5ZM8 23H7V24H8ZM59 23H60V22H59ZM59 23L57 22V24H59ZM79 23H80V22H79ZM81 23H82V22H81ZM117 23H118V22H117ZM157 23H158V22H157ZM165 23H168V20H167ZM190 23H191V22H190ZM192 23L195 24L194 21H193ZM224 23H225V24H224ZM230 23H229V24H230ZM232 23H231V26H232ZM29 24H30V22H29ZM31 24H32V23H31ZM41 24H42V23H41ZM66 24H67V27H68V25L70 24V22L67 21ZM71 24H72V26H73V23H71ZM71 24H70V25H71ZM88 24H89V23H88ZM104 24H105V23H104ZM173 24H174V23H173ZM194 24H192V27H193V28H194V26H193ZM247 24H248V23H247ZM2 25H3V24H2ZM5 25H6V24H5ZM8 25L11 26V24H8ZM44 25H45V24H44ZM55 25H56V23H55ZM60 25H62V24L60 23L59 26H60ZM64 25H65V24H64ZM74 25H75V24H74ZM79 25H80V24H79ZM110 25H111V24H110ZM144 25H145V24H144ZM146 25H147V24H146ZM160 25H161V24H160ZM162 25L164 26L165 24L163 23ZM32 26H33V25H32ZM103 26H104V25H103ZM117 26H118V25H117ZM131 26H132V25H131ZM135 26H136V25H135ZM223 26H224L225 28H224ZM3 27L5 28V26H3ZM3 27L1 26L0 29H2ZM29 27H30V25H29ZM56 27H57V26H56ZM86 27H88V26H86ZM149 27H150V26H149ZM149 27H148V28H149ZM159 27H160V26H159ZM164 27H166V26H164ZM171 27H172V26H171ZM204 27H205V26H204ZM227 27H228V26H227ZM42 28H43V27H42ZM70 28H72V27L70 26ZM70 28H67V29H69L67 32H69L70 30H72V29H70ZM130 28H132V27H130ZM146 28H147V27H146ZM146 28H145V31L143 30V31L145 32V34H146V32L148 31V29H146ZM155 28H156V27H155ZM8 29H9V28H8ZM65 29H66V28H65ZM84 29H85V28H84ZM86 29H87V28H86ZM111 29H112V26H111ZM117 29H118V27H117ZM149 29H150V28H149ZM160 29H163V30H164L165 28H163V27L161 26ZM160 29H159V30H160ZM166 29H167V28H166ZM166 29H165V30H166ZM179 29H180V27H179ZM194 29H195V28H194ZM214 29H213V31H214ZM31 30H32V29H31ZM44 30H45V29H44ZM51 30H52V29H51ZM55 30H57V29H55ZM81 30H82V28H81ZM130 30H131V29H130ZM132 30H133V28H132ZM132 30H131V31H132ZM146 30H147V31H146ZM163 30H161V31H163ZM169 30H170V29H169ZM175 30H176L175 32L177 33V36H180V37L183 36V35H182V36L180 35L181 32H180L179 30L177 31V27L175 28ZM180 30H181V29H180ZM234 30H235V29H234ZM2 31H5V29L2 30ZM42 31H43V30H42ZM42 31H41V32H42ZM86 31H87V30H86ZM111 31H112V30H111ZM119 31H120V29H119ZM150 31H151V30H150ZM190 31H191V30H190ZM213 31H211V32H213ZM0 32H1V31H0ZM44 32H45V31H44ZM58 32H59V31H58ZM64 32H65V31H64ZM132 32H134V31H132ZM153 32H154V31H153ZM159 32H160V31H159ZM214 32H215V31H214ZM223 32H224V31H223ZM70 33H71V32H70ZM70 33H69V34H70ZM103 33H102V34H103ZM142 33H143V32H142ZM147 33H148V32H147ZM150 33H151V32H149L148 34L150 35ZM165 33L167 34V32H165ZM165 33H164V31H163V34H165ZM218 33H219V32H218ZM218 33L216 32L217 35H219ZM224 33H225V32H224ZM229 33H230V32H229ZM1 34H2V32H1ZM28 34L30 35V33H28ZM64 34H65V33H64ZM79 34H80V33H79ZM143 34H144V33H143ZM148 34H147V35H148ZM166 34H165V35H166ZM178 34H179V35H178ZM43 35H44V34H43ZM66 35H67V33H66ZM157 35H159V34H157ZM169 35H170V34H168V37H170ZM196 35H197V34H196ZM209 35H210V34H208L207 36L209 37ZM217 35H216V36H217ZM220 35H221V34H220ZM220 35H219V36H220ZM240 35H241V34H240ZM253 35H254V34H253ZM0 36H1V35H0ZM70 36H71V38H72L73 35H70ZM70 36H69V38H70ZM80 36H81V35H80ZM100 36H101V34H100ZM103 36H104V39H105V36H106V35H103ZM150 36H151V35H150ZM177 36H176V37H177ZM184 36H185V35H184ZM194 36H195V35H194ZM207 36H205V37H207ZM224 36H225V34H224ZM26 37H27V36H26ZM78 37H79V36H78ZM101 37H102V36H101ZM131 37H132V36H131ZM180 37H179V38H180ZM197 37H198V35H197ZM208 37H207V38H208ZM217 37H218V36H217ZM28 38H29V37H28ZM42 38H43V37H42ZM82 38H83V37H82ZM86 38H87V37H86ZM102 38H103V37H102ZM165 38H166V37H165ZM165 38H163V39H165ZM170 38H171V37H170ZM170 38L168 39L169 41H170ZM199 38H200V37H199ZM210 38H212V37H210ZM224 38H226V36H225ZM166 39H167V38H166ZM183 39H184V38H183ZM66 40H67V39H66ZM72 40H73V39H71V41H72ZM161 40H162V39H161ZM168 40H166V41H167L166 43L169 42ZM180 40L182 41V38H180ZM209 40H210V39H209ZM211 40H212V39H211ZM30 41H31V40H30ZM43 41H44V40H43ZM43 41H42V42H43ZM162 41H163V40H162ZM197 41H200V40H198L196 37L190 36L189 43H190L191 47L195 50V52H199V53H200L199 56L201 57V52H202L203 48L201 49V48L199 47L200 45L198 46L199 43L197 44ZM206 41H208V40L206 39ZM212 41H213V40H212ZM219 41H220V39L218 40V42H219ZM221 41H222V40H221ZM225 41H226V39H225ZM69 42H70V39H69ZM172 42H173V41H172ZM183 42H185V41H183ZM208 42H209V41H208ZM226 42H227V41H226ZM236 42H237V41H236ZM255 42H256V41H255ZM72 43H73V42H72ZM164 43H165V42H164ZM181 43H182V42H181ZM209 43H210V45L212 46L211 42H209ZM212 43H213V42H212ZM222 43H223V42H222ZM227 43H228V42H227ZM230 43H231V42H230ZM45 44H46V43H45ZM157 44H159V43H157ZM168 44H169V43H168ZM168 44H165V45L163 44V45H164V47H166V45H168ZM177 44H179V43L177 42ZM177 44H176V43H173L172 45H170V49H171V47H172L173 45H175V49H178L180 46H182V45L179 44L180 46L178 47ZM224 44H225V43H224ZM24 45H25V43H24ZM33 45H34V44H33ZM87 45H88V44H87ZM155 45H156V43H155ZM163 45H162V46H163ZM183 45H184V44H183ZM208 45H209V44H208ZM213 45H214V44H213ZM226 45H227V44H226ZM226 45H225V47H227ZM243 45H244V44H243ZM248 45H249V43H248ZM26 46H27V45H26ZM85 46H86V45H85ZM159 46H160V45H158V47H159ZM176 46H177L178 48H176ZM184 46H185V45H184ZM184 46H182V47H184ZM222 46H223V45H222ZM27 47H28V46H27ZM37 47H38V46H37ZM160 47H161V46H160ZM214 47H215V46H214ZM242 47H243V46H242ZM260 47H263V46H260ZM44 48H45V47H44ZM44 48H43V49H44ZM114 48H116V47L114 46ZM150 48H151V47H150ZM162 48H163V47H162ZM211 48H212V47H211ZM18 49H19V48H18ZM28 49L30 50V48H28ZM152 49H153V53H154V55H155L156 58L158 59V57H159L158 52H157L154 48H152ZM173 49H174V47L172 48L171 51H175V50H173ZM180 49H181V47L179 48V50H180ZM183 49H184V50H183ZM183 49H181V51L183 50V51H185L186 53H187L188 51H190V50L188 49V46H185V48H183ZM213 49L216 50V47L213 48ZM31 50H32V49H31ZM34 50H36V49H34ZM211 50H212V49H211ZM214 50H212V51H214ZM217 50H218V49H217ZM217 50H216V54H217V52H219V51H217ZM219 50H220V49H219ZM237 50H239V49H237ZM260 50H261V49H260ZM18 51H19V50H18ZM113 51H114V49H113ZM158 51H159V50H158ZM176 51H178V50H176ZM181 51H179V52H181ZM191 51H192V50H191ZM191 51H190V53H191ZM212 51H210V53H211ZM220 51H221V50H220ZM222 51H223V50H222ZM247 51H248V49H246V52H247ZM256 51H257V50H256ZM24 52H25V51H24ZM37 52H38V51H37ZM45 52H46V51H45ZM162 52H163V51H162ZM166 52H167V50H166ZM166 52H165V53H166ZM185 52H183V53H185ZM244 52H245V51H244ZM34 53H35V52H34ZM78 53H79V52H78ZM113 53H114V52H113ZM149 53H150V52H149ZM213 53H214V52H213ZM213 53H211V55H212ZM220 53H222V52H220ZM237 53H239V52L236 51V54H237ZM255 53H256V52H255ZM18 54H20V52H19ZM37 54L39 55V52H38ZM160 54H162V53H160ZM175 54H176V52H175ZM175 54H174V55H175ZM180 54H182V53H180ZM216 54H215V55H216ZM246 54H247V56H248V53H246ZM167 55L169 56V54H167ZM167 55H165L164 57H166ZM178 55H179V53H177V56H178ZM191 55H192V54H191ZM202 55H203V54H202ZM211 55H210V56H211ZM238 55H239V54H238ZM243 55H244V54H243ZM32 56H33V55H32ZM113 56H114V55H113ZM168 56H167V57H168ZM197 56H198V54H197ZM213 56H214V55H213ZM146 57H147V56H145V58H146ZM190 57H191V56H190ZM217 57H218V56H217ZM225 57H226V56H225ZM225 57H224V58H225ZM262 57H263V56H262ZM11 58H12V57H11ZM20 58H21V57H20ZM20 58H19V59H20ZM145 58H144V59H145ZM162 58H163V57H162ZM172 58H173V55H172ZM172 58L169 59V63H170V64L174 63V66H171V67L173 68V71L171 70V72H170V73L168 72V74L166 75V78H167V76H168V78H167L166 83L163 84V85H165V88H166V89H165L164 91H166V93L164 92L165 95H164V93H163L162 98H163V102L165 103L166 111H167V112H166V117H165V118H166L170 123L173 121L172 123L174 124V133H175V134L172 133V132H171V133L174 134L175 136H177V139L175 140V142H174V148H172V149H173V152H174V153H173V156H175V158H176V161H175V162H176V164L179 165V163H180L181 160L184 161V160L181 158V157L183 156V153H184V152H182V151H183V148H186L185 144H186L190 139H194V140L196 139V138L193 137L192 133L195 132L196 130H198V127H196V124H195L196 121L193 123L191 120H189V117H188V114H189V113L187 112V100L185 99V98H186V97H185V94L188 93V91H187V89H188V84H187V81L185 80L186 76L184 77V79L182 78V71H183V70H182L183 67H182V63H181L182 61H180V60L177 58L178 61H180V62H178V61H176V62H171V61H172ZM184 58H185V57H184ZM186 58H187V57H186ZM194 58H195V56H194ZM220 58H221V57H220ZM64 59H65V58H64ZM148 59H149V58H148ZM151 59H152V58H151ZM160 59H161V58H160ZM177 59L175 58V60H177ZM240 59H241V58H240ZM13 60H14V59H13ZM16 60H18V59L16 58ZM32 60H33V59H32ZM41 60H42V59H41ZM78 60H79V61H78ZM78 60H77V62L75 61V63L77 64V67H76L75 65H74V67H76V68H75V69H77L76 71L79 72L80 75H82L81 73L84 71L85 68H84V66L82 65V64H83L82 60H80L79 58H78ZM163 60H164V59H163ZM167 60H168V59H167ZM175 60H174V61H175ZM200 60H201V58H200ZM204 60H205V58H204ZM213 60H214V59L211 58V59H208V62H206L207 64H206V66L204 67L205 70L207 69L206 71L211 72L212 67L214 66V65H213V64H214V63H213ZM222 60H224V59L222 58ZM226 60H227V58H226ZM8 61H9V59H8ZM146 61H147V60H146ZM152 61H153V59H152ZM158 61H159V60H158ZM161 61H162V60H160V63H161ZM165 61H166V60H165ZM186 61H187V60H186ZM190 61H191V66H192V69H193V73H197V72L199 71V66H198L197 62H196L194 59H191ZM197 61H198V59H197ZM201 61H202V60H201ZM237 61H238V60H237ZM10 62H11V61H10ZM10 62H8V63H10ZM17 62H18V64H19L18 66H20L19 61H17ZM80 62H82V63H80ZM219 62H220V61H219ZM249 62H250V61H249ZM11 63L13 64V61H12ZM88 63H89V62H88ZM162 63H163V62H162ZM184 63H185V62H184ZM198 63H199V61H198ZM224 63H225V61L223 62V64H224ZM246 63H248V62L246 61ZM253 63H254V62H253ZM261 63H262V62H261ZM15 64H16V63H15ZM132 64H133V63H132ZM187 64H188V63H186V65H187ZM203 64L205 65V62H203ZM217 64H218V63H217ZM223 64H222V65H223ZM226 64H227V61H226ZM226 64H225V65H226ZM263 64H264V63H263ZM263 64H262V65H263ZM2 65H3V62H2ZM10 65H11V64H8L7 67H9ZM44 65H45V64H44ZM49 65H50V63H49ZM49 65H48V67H49ZM64 65H65V64H64ZM67 65H68V64H67ZM69 65H70V64H69ZM84 65H85V63H84ZM90 65H91V64H90ZM133 65H134V64H133ZM230 65H231V64H230ZM249 65H250V64H249ZM252 65H253V64H252ZM15 66H16V65H15ZM18 66H17V67H18ZM86 66H87V65H86ZM188 66H189V65H188ZM188 66H186V67H188ZM201 66H202V64H201ZM201 66H200V69H202ZM223 66H224V65H223ZM253 66H254V65H253ZM71 67H72V66H71ZM134 67H135V66H134ZM216 67H217V66H216ZM231 67H232V66H231ZM233 67H234V66H233ZM254 67H255V66H254ZM262 67H263V66H262ZM262 67H261V68H262ZM1 68H2V67H1ZM20 68H21V67H20ZM46 68H47V65H46ZM54 68H55V67H54ZM151 68H152V67H151ZM188 68H189V67H188ZM223 68H224V67H223ZM247 68H248V67H247ZM3 69H4V68H2L1 70L3 71ZM15 69H18V68L14 67V70H15ZM57 69H58V68H57ZM73 69H74V68H73ZM73 69H72V71H73ZM136 69H137V68H136ZM142 69H143V67H142ZM142 69H141V73H142ZM169 69H171V68H169ZM186 69H187V68H186ZM224 69H225V68H224ZM249 69H250V68H249ZM257 69H258V68L256 67V71H255V70H254V71L257 72ZM259 69H260V68H259ZM263 69H264V67H263ZM5 70H8V68H5ZM14 70H13V71H14ZM21 70H22V69H21ZM45 70H46L47 73H49V70H48V71H47V69H45ZM93 70H94V69H93ZM139 70H140V68H139ZM139 70H138V71H139ZM151 70H152V69H151ZM202 70H203V69H202ZM205 70H204V71H205ZM213 70H214V69H213ZM228 70H229V69H228ZM260 70H261V69H260ZM13 71H12V72H13ZM22 71H23V70H22ZM22 71H20V72H22ZM40 71H41V70H40ZM58 71H59V69H58ZM58 71H56V72H58ZM135 71H137V70H135ZM143 71H144V73H145V70H143ZM186 71H187V70H186ZM206 71H205V72H206ZM230 71H231V70H230ZM248 71H249V70H248ZM262 71H263V70H262ZM16 72H19V71L16 70ZM16 72H15V74H13V75H17ZM24 72H25V71H24ZM42 72H45V71L43 70ZM94 72H95V71H94ZM139 72H140V71H139ZM155 72H156V71H155ZM213 72H215V70H214ZM255 72H254V73H255ZM260 72H261V71H260ZM10 73H11V72H10ZM13 73H14V72H13ZM22 73H23V72H22ZM37 73H38V72H37ZM39 73H40V72H39ZM70 73H71V72H70ZM73 73H74V72H73ZM79 73H76V74L78 75ZM144 73H143V75H144ZM184 73H185V72H184ZM203 73H204V72L202 71V73H201L200 75H203ZM219 73H220V70H219ZM219 73H218V76L220 75L221 79H218V78L216 79V78H215V80L213 81V83H214L215 91L217 90V91L221 92V95L219 94V97H216V96H215L216 98H214V99H215L216 102H220L219 105L222 104V105H221V107H222L221 109L223 110V115H224V116L229 115V114H230V115H233V114H234V113H233V112H234V109L236 108L234 105H235L236 103L234 104V102H232V101L230 100L231 98L229 99V97H228V95H227V91H229L228 88L231 87V89H232V87H235V89H236V88L238 87V90H237L238 93H240V92H239V90H240V91L242 92V94H244V92L249 93L250 91H243V90L241 89V87H240V86H241L240 82H242V80H241L242 78H241L240 80H239L237 77H236L235 79H234L233 77H232V79H230V78H228V76H227L226 74H223V73L219 74ZM227 73H228V72H227ZM229 73H230V72H229ZM245 73H246V72H245ZM251 73H252V72H251ZM254 73L252 74L253 76H254ZM261 73H262V72H261ZM261 73H260V75H261ZM35 74H36V73H35ZM58 74H62V73L59 72ZM58 74H56V75H58ZM67 74H68V73H67ZM74 74H75V73H74ZM83 74H84V72H83ZM88 74H89V72H88ZM248 74H249V73H248ZM256 74H257V73H256ZM256 74H255V75H256ZM258 74H259V73H258ZM258 74H257V75H258ZM11 75H12V74H11ZM13 75H12V76H13ZM25 75H26V74H25ZM27 75H28V74H27ZM40 75H43V73H42V74L40 73ZM86 75H87V73H86ZM92 75H93V73H92ZM92 75H91V76H92ZM137 75H138V74H137V72H136V76H135V75H134V76L137 77ZM140 75L142 76V74H140ZM145 75H147V73H145ZM145 75H144V76H145ZM149 75H150V73H149ZM149 75H148V76H149ZM190 75H191V73H190ZM213 75H214V74H213ZM216 75H217V74H216ZM241 75H243V74H240V76H241ZM246 75H247V74H246ZM252 75L249 74L248 76H245V77H247L249 83H250L249 78H250V80H253V82H254V79H255L254 77H255V76L253 77ZM257 75H256V78H257L256 80H259ZM17 76H18V75H17ZM17 76H16V77H17ZM20 76H21V74H20ZM20 76H19V77H20ZM32 76H33V74H32ZM32 76H30V77H32ZM35 76H37V75H35ZM44 76H46V75H43V77H44ZM70 76H72V75L70 74ZM74 76H75V75H74ZM78 76H79V75H78ZM78 76H77V78H78ZM82 76H83V75H82ZM87 76H88V75H87ZM187 76H188V75H187ZM9 77H11V76L9 75ZM19 77H18V79H19ZM25 77L27 78V77H29V76H25ZM37 77L39 78L40 76H37ZM37 77H36V78H37ZM51 77H53V76H51ZM51 77H50V78H51ZM68 77H69V75L67 76V75H66V72H65V75H64V74L62 75V79H63L65 82L67 81V82H66V86H65L66 88H69V86H71V84L69 85L68 82H69V81H72V80H69V81H68V79L71 78V77H69V78H68ZM89 77H90V76H89ZM193 77L195 78L194 75H193ZM193 77H191V79H193ZM248 77H249V78H248ZM2 78H3V75L0 74V81H1ZM11 78H12V77H11ZM41 78H42V77H41ZM48 78H49V76H48ZM55 78H57V77H55ZM84 78H85V77H84ZM84 78L82 77V78L80 79V77H79L77 80H78V82H79V80H82V79H84ZM87 78H88V77H87ZM87 78H85V80H86ZM137 78H138V77H137ZM142 78H143V77H142ZM146 78H147V77H146ZM149 78H150V76L148 77V79H149ZM243 78H244V77H243ZM3 79H4V78H3ZM5 79H6V78H5ZM13 79H17V78H14V76H13ZM13 79H12V81L9 82L10 87H12V88H13V87H16V82H14ZM33 79H34V77H33ZM42 79H43V78H42ZM42 79H41V81H42ZM53 79H54V78H52V80L50 79L51 81H48V80H49V79H48V80H47L48 82H45L44 84L42 83V84H43V87H41V89H42V88L44 89V87H46V89H48L49 91L52 90V89H53V83L56 82L55 80L53 81ZM57 79H58V78H57ZM89 79H90V78H89ZM107 79H108V78H107ZM123 79H124V78H123ZM123 79H122V80H123ZM139 79H140V78H139ZM212 79H213V78H212ZM247 79H246V80H247ZM6 80H7V79H6ZM6 80H5V82H6ZM20 80H21V78H20ZM28 80H29V79L25 80V82L28 81ZM31 80H32V79H31ZM58 80H61V76L59 77ZM63 80H62V81H63ZM73 80H74V79H73ZM143 80H144V79H143ZM143 80H140L141 82H140V81H139V82L142 83ZM145 80H146V79H145ZM164 80H165V79H164ZM15 81H16V80H15ZM32 81H33V80H32ZM32 81H31V82H32ZM37 81H38V80H36V83H34V88H35V89L37 88V90H34L32 93H28V94H30L29 97L31 98L30 101H31L32 103H33V100H34L37 96H38V97H41L40 90L38 89V88H39V84H37ZM52 81H53V82H52ZM62 81H61V83H62ZM88 81H89V80H88ZM109 81H110V80H109ZM109 81H107V82H108V83H106L107 85L110 83ZM113 81H115V79H113ZM147 81H148V80H147ZM191 81H193V80H191ZM19 82H20V81H19ZM22 82H23V79H22ZM28 82H29V81H28ZM42 82H44V81H42ZM80 82H81V81H80ZM80 82H79V83H80ZM86 82H87V80H86ZM86 82H84V80H83V82H81V83L84 84V83H86ZM121 82H122V81H121ZM143 82H146V81H143ZM259 82H260V80H259ZM6 83H7V82H6ZM6 83L0 82V88H1V87H4ZM20 83H21V82H20ZM58 83H59V81H58ZM114 83H115V82H114ZM146 83H147V82H146ZM191 83H192V82H191ZM243 83H244V82H243ZM54 84H55V83H54ZM83 84H82V85H83ZM120 84L123 85V86L126 85V87L129 86V84H126V81L124 82V80H123V82L120 83ZM120 84H119V85H120ZM61 85H63V83H62ZM80 85H81V84H80ZM107 85H106V86H107ZM127 85H128V86H127ZM132 85H133V84H132ZM140 85H141V84H139V86H140ZM143 85H144V84H143ZM147 85H148V87H149L150 84H147ZM151 85H152V84H151ZM243 85L245 86V87H244V90H246V89H245V88H246V85H245V84H243ZM250 85H252V84L250 83ZM21 86H22V83H21ZM24 86H26V85H24ZM54 86H55V88H56V86H58V85L55 84ZM63 86H64V85H63ZM72 86H74V85L72 84ZM84 86H85V85H84ZM106 86H105V88H106ZM123 86H122V88L125 89L126 87H123ZM139 86H138V88H139ZM152 86H153V85H152ZM190 86H191V85H190ZM253 86H255V83H254ZM7 87H8V85H7ZM17 87H19V84H18ZM58 87H59V86H58ZM85 87H86V86H85ZM99 87H100V86H99ZM113 87H114V86H113ZM113 87H112V89H113ZM116 87H117V86H116ZM116 87H115V89H117ZM140 87H141V86H140ZM148 87H147V88H148ZM153 87H154V86H153ZM163 87H164V86H163ZM212 87H213V86H212ZM242 87H243V86H242ZM256 87H257V86H256ZM261 87L264 88V85L261 86V85L259 84V89H260ZM5 88H6V87H5ZM27 88H28V87H27ZM60 88H61V87H60ZM60 88H59V89H60ZM62 88H63V87H62ZM62 88H61V89H62ZM82 88H83V87H82ZM107 88H108V87H107ZM122 88L120 87V89L123 90V94H122V93H119V94H121V96L123 95V98H125V97H124V96H126L125 93L127 94V90H129V89L126 88L125 91H124V89H122ZM142 88H144V86H142ZM147 88H146V90H147ZM204 88H205V86H204ZM204 88H203V89H204ZM214 88H212V89L214 90ZM254 88H255V87H254ZM9 89H10V88H9ZM18 89H20V87H19ZM24 89H25V88H24ZM63 89H64V88H63ZM63 89H62V90H63ZM112 89H111V90H112ZM118 89H119V88H118ZM118 89H117V90H118ZM194 89H195V87H194ZM197 89H199L198 86H197ZM212 89H211V90H212ZM247 89H248V88H247ZM1 90H3V89H1ZM1 90H0V92H1ZM6 90H7V89H6ZM15 90H16V89H15ZM55 90H57V88L54 89L53 91H55ZM69 90H70V88H69ZM75 90H76V89H75ZM117 90H116V93H117ZM121 90H119L118 92H121ZM136 90H137V89H136ZM136 90H135V91H136ZM138 90H139V89H138ZM140 90H141V92L138 91V92H139V93H137L138 95H139L140 93H141V95H142V93L144 94V92H145V94L147 93V91H146L145 89H140ZM148 90H150V87L148 88ZM155 90H156V89H155ZM248 90H249V89H248ZM250 90H251V89H250ZM253 90H254V89H253ZM255 90H256V89H255ZM261 90H262V89H260L259 91L261 92ZM3 91H4V90H3ZM28 91H29V90H28ZM43 91H44V90H43ZM76 91H77V90H76ZM76 91H75V92H76ZM195 91H196V90H195ZM195 91L193 90V92H195ZM204 91L206 92V90H204ZM233 91H234V90H233ZM259 91H257V92H258V98H260V96H259ZM5 92H6V91H4L2 94L4 95ZM9 92H12V93H13V91H11V90H10ZM14 92H15V91H14ZM18 92H19V91H18ZM41 92H42V90H41ZM58 92H59V91H58ZM72 92H74V91H72ZM78 92H79V90H78ZM92 92H93V91H92ZM124 92H125V93H124ZM128 92H131V89H130ZM150 92H151V91H150ZM210 92H211V94H212V91H210ZM230 92H231V91H230ZM230 92H229L228 94H230ZM257 92H256V93H257ZM26 93H27V92H26ZM43 93H44V92H43ZM46 93H47V96L50 94V93H48V92H46ZM56 93H57V92H56ZM62 93H63V92H62ZM76 93H77V92H76ZM76 93H75V94H76ZM231 93H232V92H231ZM247 93H245V94H247ZM15 94H16V93H15ZM51 94H52V93H51ZM117 94H118V93H117ZM135 94H136V93H135ZM145 94L142 95V96L140 95L142 98H141V99H138L139 101H137V102H141L140 100H142V101L145 100L146 97H145V99H143L144 96H145ZM148 94H150V93H147V95H148ZM200 94H201V93H200ZM205 94H206V93H205ZM235 94H236V93H235ZM242 94H240V96H241ZM245 94H244V96H245ZM263 94H264V92H263ZM263 94H262V95H263ZM3 95H1V96H3ZM10 95H12V94H10ZM20 95H21V94H20ZM26 95H27V94H26ZM42 95H43V94H42ZM44 95H45V94H44ZM44 95H43V96H44ZM54 95H55V94H53V96H54ZM73 95H74V94H73ZM112 95H114V94L112 93ZM112 95H111V96H112ZM115 95H116V94H115ZM127 95H128V96H126V101H127V102L125 101L124 103H128L127 97H128L129 100L131 99V98H129V96H131V93H129V94H127ZM138 95L136 96L137 98L140 97V96H138ZM150 95H151V94H150ZM193 95H194V94H193ZM195 95H196V97H197V96H198V93L195 94ZM214 95H215V93H214ZM231 95H232V94H231ZM262 95H261V96H262ZM5 96H7V94H5ZM21 96H22V95H21ZM49 96H51V95H49ZM63 96H64V95H63ZM75 96H76V95H74V99L76 100V98H77V96H78V93H77L76 98H75ZM111 96H110V97H111ZM119 96H120V95H118V96H116V97H119ZM188 96H189V95H188ZM204 96H205V95H204ZM206 96H207V95H206ZM232 96H233V95H232ZM246 96H247V95H246ZM256 96H257V95H256ZM8 97H9V96H8ZM29 97H28V98H29ZM55 97H56V96H55ZM57 97H58V96H57ZM57 97H56V98H57ZM112 97H113V96H112ZM112 97H111V98H112ZM159 97H160V96H159ZM208 97H209V96H208ZM242 97H243V96H241L240 98H242ZM249 97H250V99H251V96H249ZM249 97H248V98H249ZM10 98L12 99L13 96L10 97ZM30 98H29V99H30ZM42 98H43V97H41V99H39V101H40V100H43L44 98H45V100L47 99V97H44L43 99H42ZM48 98H49V97H48ZM56 98H55V102H56L57 100H59V99H56ZM123 98H122V99H123ZM133 98H134V97H133ZM147 98H149V97L147 96ZM187 98H188V97H187ZM211 98H212V97H211ZM245 98H246V97H245ZM248 98H247V99H248ZM262 98H263V96H262ZM0 99H1V98H0ZM8 99H9V98H8ZM8 99L6 100L7 102H8ZM11 99H10V101H11ZM74 99H72V102H73V103H74V101H73ZM109 99H110V98H109ZM118 99H120L119 101H121V98H118ZM1 100H2V99H1ZM3 100H4V99H3ZM12 100H13V99H12ZM18 100H19V99H18ZM20 100L23 101V99H20ZM77 100H78V98H77ZM77 100L75 101V104L77 103ZM124 100H125V99H124ZM134 100H136V99H134ZM146 100H147V99H146ZM146 100H145V102H146ZM159 100H160V99H159ZM212 100H213V99H212ZM248 100H249V99H248ZM257 100H258V99H257ZM13 101H14V100H13ZM24 101H25V100H24ZM49 101H50L51 103H54V101L52 102L50 99H49ZM119 101L116 100L115 103L118 104ZM149 101H150V100H149ZM149 101H147V102H149ZM243 101H244V100H243ZM245 101H247V100H245ZM249 101H250V100H249ZM7 102H4L3 104H4V105H7V104H8ZM20 102H21V101H20ZM20 102H19V104H21ZM31 102H30V103H31ZM37 102H38V101H37ZM43 102H44V101H43ZM79 102H80V101H79ZM109 102H110V100H109ZM145 102H144V103H145ZM163 102H162V103H163ZM259 102H260V101H259ZM259 102H257L256 104H258ZM262 102H263V101H262ZM12 103H13V102L11 101V104H12ZM22 103H23V105H26V104H27V102H25V104H24V102H22ZM35 103H36V102H35ZM59 103H60V102H59ZM73 103L71 104L72 106H73ZM81 103H82V102H81ZM112 103H113V102H112ZM115 103H114V104H115ZM120 103H122V102H120ZM134 103H135V102H134ZM149 103H150V102H149ZM149 103L146 104V105H149ZM162 103H161V104H162ZM214 103H215V102H214ZM9 104H10V103H9ZM9 104H8V105H9ZM11 104H10V105H11ZM68 104H69V102H68ZM107 104H108V101H107ZM128 104H129V103H128ZM128 104H127V105H128ZM137 104H138V103H137ZM141 104L144 105L143 102H142ZM259 104H260V103H259ZM263 104H264V102H263ZM263 104L260 105V106H261V111H260V112H262V111L264 112V105H263ZM0 105H1V103H0ZM10 105H9V106H10ZM28 105H29V104H28ZM32 105H33V104H32ZM36 105H37V103H36ZM57 105H58V104H57ZM71 105H69V107H68V106H67V107L70 108ZM110 105H111V103H110ZM110 105H108L109 107L107 106V108H104V109H105V112H106V111H107V112L105 113L106 115H105V119H104V124L102 123L104 126H103V129H102V130H103V132H102V137H100V138H101V142H100V146H99L98 156H97V158H96V160H97V163H96L97 167H96L95 169H97V173L99 172L101 175H102V173H104V172H107L108 174L110 173V174H109V175H111V176H110V181L108 182V183H109V186H107V187L109 188V189H108V190L110 191L109 193H111V194L113 195L115 192L111 190V183H112L111 178H113V177L115 176V174H117L116 172L118 171V167H120V161H121V160L119 161V158H120V157H118V156L122 155V154H119V153H122V152H120L121 149L119 148V146L122 145V144H121V142H120L119 140H120L122 137L119 138V136H118V131H117V127H118V126H117V125H118L117 123H118V122H115V121L113 120V118H115V116H113V115H115V114H117V113H115L114 111H112V112H113V115L110 114V113H111V112H110V109H111L112 106H113V105H112L111 108H110ZM119 105H120V104H119ZM121 105H122V104H121ZM167 105H168V106H167ZM2 106H3V105H2ZM11 106H12V105H11ZM11 106H10L9 110H10L11 108H13V107H11ZM29 106H30V105H29ZM37 106H38V105H37ZM58 106H59V105H58ZM77 106H78V105H77ZM83 106H84V105H83ZM162 106H163V105H162ZM190 106H191V105H190ZM60 107H61V106H60ZM113 107H114L113 109H114L116 112H120V111H118V109H120L121 107L118 108V109H117L118 106H116V105L113 106ZM122 107H123V109H124V106H122ZM127 107H128V106H127ZM127 107L125 106V108H127ZM145 107H146V106H145ZM147 107H148V106H147ZM158 107H160V106H158ZM192 107L194 108V106H192ZM234 107H235V108H234ZM256 107H257V105H256ZM3 108H6V107L3 106ZM7 108H8V107H7ZM7 108H6V109H7ZM19 108H20V107H19ZM30 108H31V107H30ZM30 108H29V110H30ZM37 108H41V106H40V107L38 106ZM68 108H67V109H68ZM149 108H150V107H149ZM163 108H165V107L163 106ZM195 108H196V107H195ZM13 109H14V108H13ZM13 109H11V110H12L11 115L13 114ZM17 109H18V108H17ZM43 109H44V108H43ZM73 109H74V108H73ZM81 109H83V108H81ZM84 109H85V108H84ZM104 109H103V110H104ZM113 109H112V110H113ZM123 109L121 108L120 110H123ZM129 109H130V107H129ZM142 109H143V108H142ZM146 109H148V108H146ZM167 109H168V110H167ZM198 109H199V108H198ZM198 109H197V110H198ZM201 109H202V108H201ZM257 109H258V107H257ZM0 110H1V109H0ZM7 110H8V109H7ZM19 110H20V109H19ZM41 110H42V109H41ZM127 110H128V109H127ZM164 110H165V109H164ZM164 110H162V111H164ZM199 110H200V109H199ZM222 110H221V111H222ZM259 110H260V109H259ZM259 110H258V111H259ZM5 111H6V110H5ZM38 111L40 112V109L37 110L36 108L33 107V111H32L33 114H32V115H33V116H34V115H35V116L38 115V114H37V113H39ZM45 111H46V109H45ZM76 111L79 112V110H76ZM76 111H75V112H76ZM125 111H126V109H125L123 112H125ZM188 111H189V110H188ZM235 111H236V110H235ZM251 111H252V110H251ZM19 112H20V111H19ZM42 112H43V111H42ZM128 112H129V111H128ZM128 112H127V113H128ZM133 112H134V111H133ZM164 112H165V111H164ZM164 112H163V113H164ZM5 113H6V112H5ZM5 113H4V114H5ZM9 113H10V112H9ZM114 113H115V114H114ZM127 113H126V114H124V113H122V112L120 113V114H122V116H123V114H124V116H123V119H124V120H123V119L121 120L122 117L120 118V120H121L122 122H123V121H128V122H129L130 119H134V118H131V117H130L131 114H130V116H129ZM194 113H195V112H194ZM232 113H233V114H232ZM257 113H258V112H257ZM0 114H1V113H0ZM43 114H45V112H43ZM50 114L52 115L53 113H50ZM146 114H147V113H146ZM225 114H226V115H225ZM260 114H261V113H260ZM11 115H10V116H11ZM32 115H31V116H32ZM40 115H41V112H40ZM40 115H39V116H40ZM162 115H163V119H164V114H162ZM235 115H236V113H235L233 116H235ZM5 116H6L5 118H7V115H6V114H5ZM16 116H17V115H16ZM28 116H30V115H28ZM31 116H30V117H31ZM44 116H45V115H44ZM52 116H53V117L56 116V118H57V115H55V114L52 115ZM73 116H74V115H73ZM116 116H117V115H116ZM202 116H203V115H202ZM206 116H207V115H206ZM233 116H231V117H233ZM258 116H260V115H258ZM0 117H1V116H0ZM13 117H14V116H13ZM53 117H52V118H53ZM75 117H76V116H75ZM81 117H82V116H81ZM81 117H80V118H81ZM102 117H103V116H102ZM146 117H147V115H146ZM159 117H160V115H159ZM226 117H227V116H226ZM231 117H230V119H231ZM235 117H237V116H235ZM256 117H257V115H256ZM1 118H2V117H1ZM1 118H0V119H1ZM9 118H10V117H9ZM11 118H12V117H11ZM58 118H59V116H58ZM60 118H61V120H62V117H60ZM117 118H118L117 120L119 121V117H118V116H117ZM194 118H195V117H194ZM228 118H229V117H228ZM239 118H240V117H239ZM261 118H262V117H261ZM16 119H17V118H16ZM30 119H31V118H30ZM46 119H47L46 121L51 120L50 117H47ZM115 119H116V118H115ZM157 119H158V118H157ZM166 119H164V120H166ZM232 119H234V118H232ZM235 119H236V118H235ZM7 120H8V119H7ZM13 120H14V119H13ZM37 120H38V119H37ZM37 120L35 119L34 122L32 123V124H33V127H32V130H33V131H32V130H31V131L33 132V134H32V132H31V134H30V135H32V137L29 135V137L32 138L31 140H29V141L31 142V144H30V145H31V146H30L31 148H30V147H27L28 150H29V149H30V150L32 149V151H34V152H35V149H37L36 146H37V144H39L40 139H42V138H40V137H41V136H42V137L44 136V134H43L44 132L42 133L41 136H39V133H38V132L43 131V128H40L41 130H40L39 128H37V126L39 125V122H38ZM44 120H45V119H44ZM56 120H57V119H56ZM56 120H55V118H54V121H56ZM63 120H64V119H63ZM88 120H89V119H88ZM158 120L161 122L160 119H158ZM240 120H241V119H240ZM255 120H256V118H255ZM258 120H259V119H258ZM2 121H3V120H2ZM2 121H0V122H2ZM11 121H12V120H11ZM28 121H29V123L31 124V121H33V118H32L31 121H30V120H28ZM42 121H43V119H42ZM121 121H120V122H121ZM133 121L135 122V119H134ZM236 121H237V120H236ZM236 121H235V122H236ZM14 122H16V121H14ZM17 122H18V119H17ZM36 122H38V124H37ZM40 122H41V121H40ZM64 122H65V120H64ZM122 122H121V123H122ZM255 122H256V121H255ZM87 123H88V122H87ZM131 123L133 124V122H131ZM166 123H167V122H166ZM256 123H257V124H256ZM256 123H255V124L257 125L256 127H257V128L259 127L258 129H259V131H262V133H261V132H260V133L263 135V134H264V132H263V131H264V130H263V127H264V126H262L263 124L261 125L260 122H256ZM3 124H4V121H3ZM13 124H14V123H13ZM24 124H25V123H24ZM32 124H31V126H32ZM50 124H51V123H50ZM67 124H68V123H67ZM123 124H124V123H123ZM125 124H126V123H125ZM161 124H163V123H161ZM4 125H5V124H4ZM4 125L2 126L3 128H4ZM120 125H121V124H120ZM128 125H129V124H128ZM128 125H127V126H124V128H125V127L127 128ZM0 126H1V123H0ZM58 126L60 127V125H58ZM62 126H63V125H62ZM234 126H235V125H234ZM11 127H13V126H11ZM11 127H10V128H11ZM40 127H42V126H40ZM52 127H53V126L49 127L50 130H51ZM63 127H66V128H67L68 125H64ZM69 127H70V126H69ZM69 127H68V128H69ZM13 128H14V127H13ZM24 128H27V127H25V125H24ZM24 128H22L23 131H20V133L22 132V134H23V132H25V131L27 130V132H25V133H26V134H27V133L29 134V132H28L29 129L27 128V129L25 130ZM54 128H56V127L54 126ZM118 128H119V127H118ZM120 128H121V126H120ZM124 128H123V129H124ZM126 128H125V129H126ZM128 128H129L128 130H132V128L134 129V126L132 127V125H131V126L128 127ZM136 128H137V127H136ZM138 128H139V127H138ZM172 128H173V127H172ZM11 129H12V128H11ZM30 129H31V128H30ZM57 129L59 130L58 127H57ZM57 129H56V130H57ZM60 129L62 130L61 127H60ZM24 130H25V131H24ZM37 130H39V131H37ZM72 130H73V129H72ZM120 130H121V129H120ZM128 130L126 129V130L123 131V133H122V134H123V138L125 139V141H128V140H129V138H128V136H129V135H128V132H129V131H128ZM157 130H159V129H157ZM172 130H173V129H172ZM239 130H240V128H239ZM11 131H12V130H11ZM63 131H66V129L63 130ZM70 131H71V128H70L68 131H66V132L69 134V136L66 137V139L68 138L66 141H68V140L71 141V140H72V141L74 142V141L76 140L77 137L75 136V137H76V138H75V137H74V134H70V133H71ZM198 131H199V130H198ZM244 131L246 132V130H244ZM259 131H258V133H259ZM46 132H47V130H46ZM48 132H49V131H48ZM48 132H47V133H48ZM54 132H55V131H54ZM66 132H65V133H66ZM121 132H122V131L119 132L120 135H121ZM134 132H135V131H134ZM134 132H133V135H135L136 138H137V137H140V136H138V135L140 134L138 131H136V134H137V132L139 133L138 135H136ZM164 132H165V131H164ZM201 132H202V130H201ZM40 133H41V132H40ZM59 133H60V132H59ZM59 133H58V135H59ZM61 133L63 134L64 132H61ZM61 133H60V134H61ZM67 133H66V134H67ZM88 133H89V132H88ZM13 134H14V129H13ZM13 134H12V135H13ZM22 134H21V135H22ZM131 134H132V132H131ZM141 134H142V133H141ZM167 134H168V133H167ZM196 134H197V133H196ZM196 134H194V135H196ZM49 135L51 136L50 133H49ZM58 135H57V136H58ZM63 135H64V134H63ZM191 135H192V136H191ZM202 135H203V134H202ZM205 135H207V134H204V136H205ZM258 135H259V134H258ZM60 136H61V135H60ZM65 136H66V135H65ZM90 136H91V135H90ZM121 136H122V135H121ZM5 137H6V136H4L3 138H5ZM23 137H25V135H23ZM133 137H134V136H133ZM150 137H151V136H150ZM163 137H164V136H163ZM195 137H197V136H195ZM21 138H22V136H21ZM45 138H46V136H45ZM60 138H61V137H60ZM90 138H91V137H90ZM118 138H119V139H118ZM130 138H131V137H130ZM140 138H141V137H140ZM142 138H144V137H142ZM142 138H141V139H142ZM151 138H152V137H151ZM170 138H171V137H170V135H169V137H165V138L162 140V142H160V141H161V139H160V141H159L160 143H159V145H158L159 149H158L157 151H160V152H162V154H163V153H165L167 150H170V149H171V148H170V147H171V139H170ZM5 139H7V138H5ZM22 139H23V138H22ZM22 139H21V141H22ZM43 139H44V138H43ZM46 139H47V138H46ZM55 139H56V140H55ZM61 139H62V138H61ZM63 139H64V137H63ZM141 139H140V140H141ZM156 139H157V138H156ZM172 139H174V138L172 137ZM207 139H208V137H207ZM24 140H25V138H24ZM47 140H49V139H47ZM54 140H55L54 142H56V143H55V144H56L55 146L57 147V145H59V140H58V138H55V136H54ZM122 140H123V139H122ZM134 140H136V141L138 140V141H139V138H138V139H135V137H134ZM134 140H133V142H134ZM142 140H143V139H142ZM142 140H141V141H142ZM209 140H210V138H209ZM209 140H204L205 142L207 141L206 143H204V144H206V145L204 146V148L207 150L206 152H207L208 154H209L208 151H210V154H212V157L210 156V158H212V159H213V158H216V157H218V156H217L218 154H219V156H220V155H224V156H225V153H229V151H228L229 149L227 150V148H228L227 144H226V146H227V147H226L225 144H223V141H222V140H220V139H214V140L212 139V141H209ZM51 141H53V140H51ZM72 141H71V142H72ZM129 141H130V140H129ZM136 141H135V143H137ZM143 141H144V140H143ZM149 141H150V140H149ZM153 141H154V140H153ZM192 141H193V140H192ZM204 141H203V142H204ZM7 142H8V141H6L5 143H7ZM41 142H42V141H41ZM54 142H53V143L50 142V143H51V144H54ZM64 142H65V141H64ZM68 142H69V141H68ZM68 142H67V143H68ZM118 142H120V145H119ZM122 142H123V141H122ZM5 143H3V144H5ZM20 143H21V142H20ZM50 143H49V144H50ZM130 143H131V141H130ZM139 143H140V141H139ZM139 143H138V144H139ZM190 143H191V141H190ZM192 143H193V142H192ZM192 143H191V144H192ZM42 144H43V143H42ZM47 144H48V142L46 143V145H47ZM49 144H48V146H49ZM61 144H62V142H61ZM127 144H128V145H131L132 143L129 144V142H127V143L124 142V146H125V145L128 146ZM141 144H142V143H141ZM148 144L150 145V143H148ZM172 144H173V143H172ZM40 145H41V144H40ZM44 145H45V144H44ZM68 145H70V142L68 143ZM90 145H91V144H90ZM133 145H134V143H133ZM151 145H154V144L151 143ZM63 146H64V145H63ZM63 146L61 145V147H63ZM126 146H125V148H126ZM138 146H139V145H138ZM224 146H225L226 148H224ZM41 147H43V146H41ZM64 147H65V146H64ZM64 147L61 148V150H62L63 152H65V150H66V149L63 150ZM68 147H69V146H68ZM130 147H132V146H130ZM130 147H128V148H126V149H129V150L131 151L132 149H131ZM134 147H135V145H134ZM134 147H133V148H134ZM140 147H142V146L140 145ZM140 147H139V148H140ZM187 147H188V146H187ZM8 148H9V147L6 146V149H7V150H8ZM43 148H45V146H44ZM53 148H54V146H53ZM66 148H67V147H66ZM139 148L137 149V153H138V154H139V151L142 152V150H139ZM150 148H151V147H150ZM150 148H149V149H150ZM217 148L219 149V151H218ZM15 149H16V148H15ZM46 149H47V148H46ZM46 149H45V150H46ZM51 149H52V148H50V151H52ZM58 149H59V146H58ZM58 149H57V150H58ZM123 149H124V148H123ZM140 149H142V148H140ZM30 150H29V151H30ZM45 150H44V151H45ZM47 150H48V149H47ZM129 150H128V152H129ZM147 150H148V148H147ZM185 150H186V149H185ZM226 150H227L228 152H226ZM36 151H37V150H36ZM39 151H40V150H39ZM39 151H38V153H39ZM62 151H61V153H62ZM67 151L69 152L68 149H67ZM72 151H73V150H72ZM157 151H156V152H157ZM5 152H6V151H5ZM7 152H8V151H7ZM27 152H28V151H27ZM42 152H43V151H42ZM42 152H40V153L42 154ZM46 152H48V151H45V155L47 154ZM55 152H56V151H55ZM57 152H58V151H57ZM125 152L128 153L126 150H124L123 153H125ZM133 152H134V149H133ZM148 152H149V150L147 151V153H148ZM186 152H187V150H186ZM201 152H202V151H201ZM30 153H31V152H30ZM30 153H29V154H30ZM43 153H44V152H43ZM50 153H52V152H50ZM70 153H71V152H70ZM70 153H69V155H70ZM129 153H130V152H129ZM129 153H128V154H129ZM137 153H136V154H137ZM233 153H235V152H233ZM8 154H9V152H8ZM62 154H63V153H62ZM131 154H134V153H131ZM138 154H137L138 158H139V156L141 157L142 153H140L141 155H138ZM145 154H146V152H145ZM153 154H154V153H153ZM157 154H158V153H157ZM157 154H156V157L158 156ZM167 154H169L168 151H167ZM167 154L165 153L166 156H167ZM210 154H209V155H210ZM36 155H37V154H36ZM38 155H39V154H38ZM38 155H37V156H38ZM49 155H50V154H49ZM52 155H53V153H52ZM52 155H51V156H52ZM57 155H59V157H60V154H57V153H56V156H57ZM63 155H64V154H63ZM63 155H61V156L63 157ZM83 155H84L83 152L80 151V149H78V153H77V155H76V154H75V155H70V157H66L67 159L63 157L64 162H63V160L61 159V160H62V163H64V170H63L64 172H63V171L61 172V173H63V176H65V175L67 176V173L71 170L70 163H71L72 161H77V160H74V159H78V161L81 162V161L83 160V158H84ZM163 155H164V154H163ZM163 155H160L158 158H160L161 156H162V158H163V157H164ZM181 155H182V156H181ZM184 155H185V154H184ZM21 156H22V158H21V160H22V159H23V155H21ZM29 156H30V155H29ZM29 156H28L27 160L25 161V162H26L25 165L28 164V167L30 168V167H32L33 165H35V163H33V162H35L36 160H35L34 157H29ZM42 156H44V155H42ZM51 156H49V157H51ZM92 156H93V154L91 153V154H90V160H91V161L93 160ZM125 156H126V154H125ZM132 156H133V155H132ZM134 156H136V155H134ZM137 156H136V159H138ZM145 156H146V155H145ZM145 156H144V157H145ZM148 156H149V154H148ZM166 156H165L164 158H166ZM227 156H228V155H227ZM234 156H235V155H234ZM234 156H233V157H234ZM237 156H238V155H237ZM239 156H240V155H239ZM239 156H238V158H239ZM241 156H242V155H241ZM1 157H2V156H1ZM10 157H11V156H10ZM10 157H9V158H10ZM24 157H25V156H24ZM45 157H46V156H45ZM47 157H48V155H47ZM47 157H46V158H47ZM52 157H53V156H52ZM128 157H129V156L127 155V158H128ZM169 157H170V155H169ZM220 157H221V156H220ZM222 157H223V156H222ZM5 158H8V157L5 155ZM9 158H8V161L5 160L6 163L10 162V161H9V160H10ZM25 158H26V157H25ZM40 158H42V157H40ZM54 158H55V156H54ZM54 158H53V159H54ZM129 158H130V157H129ZM129 158H128V159H129ZM132 158H133V157H132ZM145 158H146V157H145ZM154 158H155V157H154ZM172 158H173V157H172ZM186 158H188V157L185 156V160H186ZM224 158H225V157H224ZM226 158H227V157H226ZM238 158H236L237 161H238ZM18 159H19V158H18ZM51 159H52V158H51ZM56 159H57V158H56ZM134 159H135V157H134ZM136 159H135V160H136ZM188 159H189V158H188ZM188 159L186 160V161H187L186 164H188L187 166H189L190 164H194V165H195L196 162H195V163H194V162H191V163H190L189 161H192V160H188ZM222 159H223V158H222ZM240 159H243V157H242V158H241V157L239 158V162L241 161ZM24 160H25V159H24ZM33 160H34V161H33ZM43 160H46V159H42V161H41V162H42L41 165L44 164V162H45V161L43 162ZM54 160H55V159H54ZM57 160H59V159H57ZM123 160H124V159H123ZM154 160H158V159H154ZM154 160H152V161H154ZM159 160H160V159H159ZM213 160H214V159H213ZM215 160H216V159H215ZM223 160H225V159H223ZM243 160H245V159H243ZM27 161H28V163H27ZM38 161H39V160H38ZM48 161H49V160H48ZM128 161H131V159L127 160V164L129 163ZM136 161H137V160H136ZM182 161H181V162H182ZM193 161H194V160H193ZM263 161H264V160H263ZM19 162H20V160H19ZM46 162H47V160H46ZM124 162H125V161H123V163H124ZM133 162H134V161H133ZM166 162H167V161H166ZM188 162H189L190 164H189ZM254 162H256V165H257V163H258L259 161H254ZM260 162H261V161H260ZM260 162H259V163H260ZM48 163H51V161H50V162H47V164H48ZM82 163H83V162H82ZM121 163H122V162H121ZM131 163H132V161H131ZM244 163H245V161H244ZM244 163H243V161L240 162V165H241V166H239V163H238V164L235 163V164H237V166L239 167L238 170H244L243 167L246 166L248 162L246 161V164H245V165H244ZM249 163L251 164V162H249ZM262 163H263V162H262ZM22 164H23V162H22ZM22 164H20V166H21ZM38 164H40V163L38 162ZM54 164H55V163H54ZM60 164H61V163H60ZM72 164H73V163H72ZM137 164H138V163H137ZM154 164H155V162H154ZM154 164L152 163V166H154ZM156 164H157V161H156ZM158 164H159V162H158ZM23 165H24V164H23ZM23 165H22V166H23ZM45 165H46V163H45ZM45 165H44V168H45ZM50 165H52V164H50ZM57 165H58V163H57ZM128 165H129V164H128ZM128 165H127V168H128V169H129V168L133 169V167H135V166H133L134 164L132 165L133 167H130V165H129V167H128ZM174 165H175V164H174ZM178 165H177V168H178ZM180 165H181V163H180ZM194 165H193V166H194ZM208 165H210V164H208ZM208 165H207V166H208ZM243 165H244V166H243ZM254 165H255V164H254ZM20 166H19V167H20ZM22 166H21V167H22ZM36 166L38 167V165H36ZM76 166H77V165H76ZM78 166H79V165H78ZM117 166H118V167H117ZM136 166H137V165H136ZM155 166H156V165H155ZM157 166H158V165H157ZM157 166H156V167H157ZM175 166H176V165H175ZM184 166H186V165L184 164ZM184 166H183V167H184ZM190 166H191V165H190ZM190 166H189V167H190ZM195 166H196V165H195ZM195 166H194V167H195ZM210 166L212 167V165H210ZM237 166H235V168H236ZM247 166H248V167H247ZM247 166H246L247 169L245 168V170H247V173H248V171L250 172L251 169H253V170H252L253 172L255 171V170H254V167H255V166H254V167H252V165H251V166L247 165ZM21 167H20V168H21ZM40 167H42V166H39V170H40ZM54 167H55V168L57 167L56 164L54 165ZM58 167H60V166H58ZM61 167H62V166H61ZM61 167H60V170L63 169V168L61 169ZM122 167H123V166H122ZM158 167H159V166H158ZM208 167H209V166H208ZM223 167H224V166H223ZM231 167H233V165H232ZM23 168H24V166H23ZM52 168H53V166H52ZM73 168H74V167H73ZM116 168H117V169H116ZM120 168H121V167H120ZM125 168H126V167H125ZM125 168H124V171L126 170ZM162 168H163V167H162ZM173 168H174V166H173ZM179 168H180V166H179ZM179 168H178V169H179ZM191 168H193V167H191ZM212 168H214V167H212ZM212 168H211V169H212ZM229 168H230V167H229ZM229 168H228V169H229ZM256 168H257V169L259 170V172L261 173V174L259 173V176H258V177H260V175H262V176L260 177L259 184H260L261 186H264V185H263V183H264V175H263V174H264V166H263L262 164H258V166H257ZM256 168H255V169H256ZM25 169H26V166H25ZM50 169H51V168H50ZM131 169H130V170H131ZM185 169H186V168H185ZM207 169H210V167H209V168H206V169L204 168L203 170H207ZM216 169H217V168H216ZM218 169H219V168H218ZM225 169H226V168H225ZM236 169H237V168H236ZM249 169H250V170H249ZM19 170H21V169H19ZM29 170H30V169H29ZM37 170H38V169H36V172H37ZM48 170H49V169H47V171H48ZM51 170H52V169H51ZM53 170H54V168H53ZM119 170H120V169H119ZM130 170H128V171H130ZM159 170H160V169H159ZM159 170L157 169V172H159ZM183 170H184V169H183ZM187 170H190V169L188 168ZM191 170H192V169H191ZM200 170H201V169H200ZM233 170H234V169H233ZM258 170H257V171H258ZM23 171H24V173L26 172L24 169H23ZM30 171H31V170H30ZM30 171H29V172H30ZM33 171H34V170H33ZM56 171H57V170L55 169L54 172L56 173ZM124 171H123V172H124ZM134 171H135V170H134ZM178 171H179V170H178ZM180 171H181V169H180ZM180 171H179V172H180ZM210 171H211V170H210ZM228 171L231 173L230 169L227 170V172H228ZM236 171H237V170H235V172H236ZM21 172H22V171H21ZM40 172L42 173L43 171L40 170L39 173H40ZM48 172H49V171H48ZM54 172L51 171L50 174H51V175H54ZM57 172H58V171H57ZM74 172H75V171H74ZM123 172H121V173H123ZM153 172H154V171H153ZM157 172H156V173H157ZM179 172H177V173L179 174ZM241 172H242V178H243V181L245 180L244 178H246V180H248V179H247V176H246V177H245V176L243 177V175H245V173H244L243 171H241ZM39 173L37 174V176L39 175ZM139 173H141V170H140ZM148 173H151V172H148ZM148 173H147V174H148ZM174 173H175V171H174ZM243 173H244V174H243ZM247 173H246V175H247ZM251 173H252V172H251ZM251 173H250V174H251ZM22 174H23V172H22ZM27 174H28V172H26V175H27ZM30 174H31V173H30ZM30 174H28V175H30ZM32 174H33V173H32ZM44 174H45V170H44ZM44 174L41 175V177H42V176H46V177L49 176V175H47V174H45V175H44ZM68 174H69V173H68ZM71 174H72V173H71ZM71 174H70V175H71ZM129 174H131V171H130ZM151 174H152V173H151ZM157 174H158V173H157ZM180 174H181V173H180ZM233 174H234V173H233ZM250 174H248V175H250ZM5 175H6V174H5ZM24 175H25V174H24ZM28 175H27V176H28ZM72 175H74V174H72ZM80 175H81V176H83V175L85 176V171L83 170V166H82V170H81V172H80ZM109 175H107V176H109ZM139 175H140V174H139ZM167 175H168V174H166V177H167ZM202 175H203V174H202ZM234 175H236V174H234ZM237 175H238V174H237ZM237 175H236V176H237ZM252 175L255 176L256 174H255V175L252 174ZM33 176H34V175H33ZM33 176L31 175L30 177H33ZM37 176H34V180H37V179H35V178H37ZM56 176H57V175H56ZM63 176H62V177H63ZM66 176L63 177V178L65 179V178L69 177V176H67V177H66ZM94 176H95V175H94ZM104 176H105V175H104ZM149 176H150V175H149ZM179 176H180V175H179ZM179 176H178V178H179ZM204 176H205V173H204ZM239 176H241L240 173H239ZM239 176H238V177H239ZM253 176H252V177H253ZM30 177H29V178H30ZM41 177H40V178H41ZM57 177H58V176H57ZM72 177H74V176H70V179H71V180H72ZM115 177H116V176H115ZM137 177H138V175H137ZM137 177H136V178H137ZM144 177H145V176H144ZM184 177L186 178L187 175L184 176ZM233 177H234V176H233ZM233 177H230V179H231V178L233 179ZM238 177H237V178H238ZM250 177H251V176H250ZM258 177L255 176V178H254V177H253V178L257 180ZM54 178H55V177H54ZM59 178H60V177H59ZM63 178H60V179H63ZM105 178H106L107 180H109L107 177H105ZM121 178H122V177H121ZM136 178H135V179H136ZM138 178H139V177H138ZM161 178H162V177H161ZM185 178H184V183H183V184L186 183V182H185ZM200 178H201V177H200ZM203 178H204V177H203ZM207 178H208V177H207ZM207 178H206V179H207ZM210 178H211V177H210ZM239 178H240V177H239ZM239 178H238V179H239ZM64 179H63V181H64ZM70 179H69V180H70ZM90 179H91V177H90ZM103 179H104V178H103ZM115 179H117V178H115ZM115 179H113V180H115ZM130 179H131V178H130ZM133 179H134V178H133ZM145 179H146V178H145ZM147 179H149V178L147 177ZM188 179H189V178H188ZM214 179H215V178H214ZM240 179H241V178H240ZM40 180H41L40 182L43 184L42 179H40ZM56 180H57V179H56ZM66 180H67V179H66ZM73 180H74V179H73ZM100 180H101L100 185H102V179H100ZM121 180H122V179H121ZM190 180H191V179H190ZM198 180H199V179H198ZM241 180H242V179H241ZM246 180H245V181H246ZM256 180H255V181H256ZM51 181H52V179H51ZM54 181H55V180H54ZM61 181H62V180H61ZM81 181H82V180H81ZM115 181H116V180H115ZM115 181H114V182H115ZM117 181H118V180H117ZM128 181H129V178H128ZM128 181H127V182H128ZM130 181H131V180H130ZM138 181H139V180H138ZM186 181L188 182V180H186ZM203 181H206V180H205V179L201 180L202 183L199 184L200 187H204L203 185H207L208 183L206 184V182L209 181V180H207L205 183H203ZM239 181H240V180H238V182H237V179H236V181H235V179H234V181H232V183L235 182V183H237L238 185L243 183L242 181H241L242 183H239ZM257 181H258V180H257ZM40 182L37 181V183L41 184ZM56 182H57V181H56ZM58 182H60V180H58ZM64 182H65V181H64ZM64 182H63V183H64ZM67 182H68V181H67ZM106 182H107V181H106ZM134 182H135V181H134ZM149 182H150V184H151V187H150V189L152 190L151 192H153L154 190H153L152 188L156 187V186L153 187V185L156 184V183H155V177H154V176H153L152 178L150 177V181H149ZM149 182H148V183H149ZM31 183H33V182H30V184H31ZM44 183H46V180H45ZM52 183H53V182H52ZM54 183H55V182H54ZM63 183L61 182L60 184H63ZM65 183H66V182H65ZM68 183L70 184L71 181L68 182ZM97 183H98V185H99V181H98ZM104 183H105V182H104ZM141 183H142V182H141ZM159 183H160V182H159ZM159 183H158V184H159ZM218 183H219V182H218ZM232 183H231V186H232V187L236 185L235 183H233L234 185H232ZM246 183H247V182H246ZM246 183H245V184H246ZM261 183H262V184H261ZM9 184H10V183H9ZM42 184H41V186H45V187L47 188L46 184H45V185H44V184L42 185ZM49 184H51V183L49 182ZM56 184H57V183H56ZM69 184H67V187L69 186ZM74 184H75V183H74ZM116 184H117V183H116ZM121 184H122V183H121ZM128 184H130V183H128ZM176 184H177V183H176ZM187 184H188V183H187ZM209 184H210V183H209ZM32 185H34V183H33ZM32 185H31V186H32ZM47 185H48V181H47ZM72 185H73V183H71L70 186H72ZM118 185H119V184H118ZM118 185H116V186H118ZM130 185H131V184H130ZM138 185H139V188H140V186H142V185H140L139 182H138ZM138 185H136V186H138ZM194 185H195V184H194ZM238 185H236V186H238ZM39 186H40V185H39ZM41 186H40V187H41ZM51 186L53 187L52 184H51ZM57 186H58V184H57ZM62 186H63V185H62ZM64 186H65V185H64ZM70 186H69V187H70ZM73 186H74V185H73ZM73 186H72V187H73ZM86 186H87V183H86V178H85V180H84L83 183H82V190H83L84 192H83V194H81V193L79 194V198L82 199V203L78 206V208H77V207L73 208V206L71 207V205H70V201H71V203H72V200L66 201V200H65V197H64V199H62V200H65V203H66V204H65V203L62 204V205H63V208H62V209H64V211L62 210V213L64 212V219H65L64 230L61 228L62 231L59 230V231H58V234H57V233L55 234V237L49 236V239L47 238V239H48L47 242H46L47 244H45V245H46V248H45L44 246H43V247H44L45 249H42V248H41L43 251L46 250L45 253H44V255H45L46 257H50L51 255H53L54 251H56V252L59 251V252H60L61 249L66 248L67 245H68V243L71 241L70 239H71L72 235H73L75 232H77L76 230L73 231L74 233L71 232L73 229H69L70 231H68V228H69V227H70V228H71V227L73 228L74 226H76V221H75V220H76V217H75V210H76V209H79L80 214H81V213L83 214V211H85V210L88 209L86 203H87L90 199L88 198L89 200L86 202L87 197H88V194H89V193L87 194V192H86ZM103 186H104V185H103ZM103 186H100V189H101ZM127 186L129 187V185H127ZM127 186H126V187H127ZM146 186H147V185H146ZM163 186H164V185H163ZM176 186H177V185H176ZM240 186H241V185H240ZM240 186H239V187H240ZM243 186H244V183H243ZM8 187H10V185H9ZM52 187H50V188H52ZM59 187H60V185H59ZM67 187L64 188V189H65V192H66V189L68 190V188H69V187H68V188H67ZM87 187H88V186H87ZM96 187H97V186H96ZM128 187H127V189H128ZM143 187H144V186H143ZM143 187H142V188H143ZM158 187H159V186H158ZM198 187H199V186H198ZM200 187H199V188H200ZM207 187H208V186H207ZM207 187H206V188H207ZM232 187H231V188H232ZM244 187H245V186H244ZM244 187H243V188H244ZM253 187H254V186H253ZM10 188H11V187H10ZM10 188H9V189H10ZM42 188H44V187H41V189H42ZM48 188H49V186H48ZM105 188H106V187H105ZM137 188H138V187H137ZM139 188H138L137 191L140 190ZM146 188H147V189H146ZM146 188H145V190L149 191V190H148V187H146ZM156 188H157V187H156ZM199 188H198V189H199ZM208 188H209V187H208ZM231 188H230V190H231ZM233 188H234V187H233ZM241 188H242V187H240V189H241ZM7 189H8V188H7ZM7 189H6V191H7ZM41 189H40V190H41ZM59 189H60V188H59ZM69 189H70V188H69ZM96 189H97V188H96ZM96 189H95V191H97ZM112 189L114 190V187H113ZM115 189H118V188H115ZM180 189H184V187L181 186ZM180 189H179V190H180ZM198 189H197V190H198ZM201 189H202V188H200V190H201ZM235 189H238V188L236 187V188H234L233 190H235ZM72 190L74 191V188H73ZM101 190H102V189H101ZM101 190H100V191H101ZM103 190H105V189H103ZM103 190H102V192H103ZM108 190H107V191H108ZM119 190H120V189H119ZM128 190H130V188H129ZM128 190H127V191H128ZM164 190H166V189H164ZM244 190H245V189H244ZM105 191H106V190H105ZM133 191H134V190H133ZM133 191H132V192H133ZM141 191H142V190H141ZM147 191H146V192H147ZM156 191L158 192V190H156ZM156 191H155V192H156ZM198 191H199V190H198ZM198 191H197V194H199ZM202 191H203V190H201V192H202ZM208 191H210V189H209ZM212 191H213V190H212ZM212 191H210V192H212ZM238 191H240V190L238 189ZM245 191H246V190H245ZM60 192H61V191H60ZM67 192H68V191H67ZM70 192H71V191H70ZM113 192H114V193H113ZM121 192H122V191H121ZM142 192H143V191H142ZM164 192H165V191H164ZM179 192H180V191H179ZM199 192H200V191H199ZM201 192H200V193H201ZM232 192L237 193V191H232ZM241 192H242V190H241ZM40 193H41V191H40ZM127 193H128V192H127ZM127 193H126V194H127ZM135 193H136V191H134V193H132V194H135ZM137 193H138V192H137ZM139 193H140V192H139ZM149 193H150V191H149ZM203 193L205 194V195H203V197H205L204 200H205L206 203H207V200H206L207 197H206V195H207L208 193L206 192V193H207V194H206V193H205V190L203 191ZM230 193H231V192H230ZM238 193H239V192H238ZM238 193L235 194V195H233L234 193H231V197L235 196V198H236V195H238ZM242 193H243V192H242ZM256 193H257V192H256ZM37 194H38V193H37ZM37 194H36V195H37ZM101 194H102V193H101ZM103 194H105V192H104ZM144 194H145V193H144ZM144 194H143V195H144ZM151 194H152V193H151ZM239 194H240V193H239ZM249 194H250V193H249ZM258 194H259V193H258ZM258 194H257V195H258ZM5 195H6V194H5ZM34 195H35V193H34ZM65 195H66V194H65ZM65 195H64V196H65ZM73 195H75L74 192H73ZM73 195H72V196L69 195V196H70V197H73ZM105 195L107 196V194H105ZM112 195H111V198H112ZM119 195H120V194H119ZM119 195H118V194L115 195V196H117L116 198H119ZM122 195H123V194H122ZM122 195H121V197H122ZM135 195H137V194H135ZM214 195H216V194H214ZM241 195H242V194H241ZM257 195H256V196H257ZM38 196L40 197L39 194H38ZM38 196H31V197H33V198H34V197L38 198ZM66 196H68V195H66ZM69 196L66 197V199H71V198H69ZM113 196H114V195H113ZM197 196H198V195H197ZM199 196L201 197V195H199ZM250 196H251V195H250ZM261 196H264V195H260V197H261ZM31 197H30V199H31ZM58 197H60V196H58ZM108 197L110 198V196H108ZM134 197H135V196H134ZM136 197H137V196H136ZM151 197H152V196H151ZM151 197H150L148 194H145V196L143 197V198H144L143 200H144L145 204H143V205H140V204H139V205H138V206H143V208H142L140 214H139V215L137 214V215L139 216V218H138V216H137L138 220L135 219V220H137V221H136V223H137L136 225H134L135 222H133L134 224H133V223H132V224L130 223V225H132V226H130L129 223L126 225V224H125V222H126L125 220H123L122 223L120 222V223L122 224V226H120V227H121V229L123 230V231H122V230H121V231H122V233H124V234H121V233H120V236H118L119 239H115V238H116V237H115V238H114L115 240L113 239V235H111V236H112V239H113L114 241H113V242L110 241V244H107V246L110 245L109 248L106 247L107 249H105V246H106V244H105V238H106V234H107V232L109 231V230H108V225H110V224H108V221L112 219V218H109V217H108L109 212H108L107 210L110 208L109 206H112V207L114 208V205H112V204L109 205V206H108L109 208L107 209V205H106L105 201H103V199H104V198H103L102 201H101V203H99V204H100L99 208H100V210H101L100 212L103 213V216H104V217L102 216V217H103V218H102V219H103V220H102V223L99 224V226H101L102 228H101V227L99 228L100 231H99L98 235L95 237V241H94V243H92L93 246H89L88 248L86 247L87 249H85V250H87V251L84 252V253H83L82 250H81V252L83 253V254L80 253L81 255L79 254V251L77 252L79 255H75V254H74L75 252L73 251V252L71 253L73 256H71L70 258H68V260L66 261L67 264H85V262L88 263L89 258H90V254H92V253H95V257L97 256V262H96V264H104V262L107 261V260H105L106 257H104V254H103V251H102V250H104V249H105V250H108V249H109V250L107 251V253H106V254H107V257H108L107 259H109L112 255H114L113 258H115V259H114L115 262H114V261H113L114 263L111 262L112 264H125L126 262H128V260L131 259V257H133V259H134V264H158V263H160V262L157 261L160 257H159L158 255H156V251H155L154 254H153V253H151L152 251H151V252H148V251H150V250H147V249H146L145 251H142V250H141V247H140V239H142V236H141L142 233H141V232H142L143 229H144V228H143V226H144V225H143V222H145V221H143V219H145V217L149 215V214H147V212H148L147 209H148V208H146V206H150V205H147V204H148L147 201H148ZM164 197H165V196H164ZM200 197H199V198H200ZM203 197H202V198H203ZM212 197H213V196H211V198H212ZM240 197H241V196H240ZM243 197H244V195H242L243 202L248 200V197H245L247 200L244 199ZM9 198H10V197H9ZM33 198H32L31 200H35V199H33ZM125 198H126V197H125ZM170 198H171V197H170ZM184 198H185V197H184ZM209 198H210V195H209ZM218 198H219V197H218ZM238 198H239V197H238ZM252 198H253V197H252ZM252 198H251V199H252ZM258 198H259V197H258ZM261 198H262V197H261ZM261 198H260V199H261ZM5 199H6V198H5ZM44 199H46V198H44ZM74 199H75V198H74ZM105 199H106V197H105ZM140 199H141V198H140ZM179 199H180V198H179ZM214 199H215V198H213V200H214ZM228 199H229V198H228ZM236 199H237V198H236ZM262 199H263V198H262ZM53 200H54V199H53ZM117 200H119V199H117ZM141 200H142V199H141ZM165 200H166V199H165ZM180 200H181V199H180ZM197 200H199V199H197ZM201 200H202V199H201ZM211 200H212V199H210V201H211ZM215 200H216V199H215ZM232 200H233V198H231V201H232ZM255 200H256V199H255ZM5 201H6V200H5ZM38 201H39V203H38V207H39V206H40L39 204H40L41 202H40V200H38ZM38 201H36V202H38ZM48 201H49V200H48ZM80 201H81V200H80ZM99 201H100V200H99ZM123 201H124V200H123ZM123 201H122V202H123ZM149 201H150V200H149ZM149 201H148V202H149ZM177 201H178V200H177ZM205 201H203V202H205ZM208 201H209V199H208ZM228 201H229V200H228ZM234 201H235V199H234ZM239 201H240V203H241V199H240ZM36 202H34L35 206H36ZM49 202H51V201H49ZM53 202H54V201H53ZM63 202H64V201H63ZM115 202H117V201H115ZM129 202H130V201L126 202V204L129 203ZM141 202H142V201H140V203H141ZM144 202H143V203H144ZM199 202H200V201H199ZM236 202H237V200H236ZM236 202H234V203H236ZM258 202H259V199H258ZM42 203H43V202H42ZM61 203H62V202H61ZM108 203L110 204V203H112V202H108ZM118 203H119V202H118ZM146 203H147V204H146ZM164 203H165V202H164ZM200 203H202V202H200ZM206 203H205V204H206ZM231 203H232V202H231ZM231 203L229 204L230 206L233 205V203H232V205H231ZM25 204H26V203H25ZM43 204H44V203H43ZM45 204H46V203H45ZM73 204H75V202H74ZM73 204H72V205H73ZM113 204H115V203H113ZM135 204H136V202H135ZM236 204H237V203H236ZM26 205H27V204H26ZM30 205H31V204H30ZM30 205H29V206H30ZM32 205H33V203H32ZM32 205H31V206H32ZM46 205H47V204H46ZM46 205H45V206H46ZM54 205H56L55 202H54ZM62 205H61V207H62ZM129 205H131V204H129ZM160 205H161V204H160ZM183 205H184V204H183ZM229 205H227V206L230 208ZM237 205H238V204H237ZM251 205H252V204H251ZM35 206H34V207H35ZM90 206H91V205H90ZM97 206H98V204H97ZM115 206H116V205H115ZM123 206H124V205H123ZM138 206H137V207H138ZM209 206H210V205H209ZM215 206H216V205H215ZM219 206H220V205H219ZM233 206L235 207L236 205L234 204ZM233 206H232V207H233ZM243 206H244V205H243ZM13 207H14V206H13ZM16 207H17V206H16ZM32 207H33V206H32ZM34 207H33V208H34ZM38 207H35V208H38ZM41 207H42V205H41ZM46 207H47V206H46ZM46 207H45V208H46ZM49 207H50V206H49ZM116 207H119V206L117 205ZM116 207H115L114 209L112 208L113 211H115ZM124 207H125V206H124ZM127 207L129 208L130 206H127ZM135 207H136V206H135ZM135 207H134V208H135ZM178 207H181V206H178ZM206 207L208 208V206H206ZM210 207H211V206H210ZM228 207H227V208H228ZM234 207H233V208H234ZM236 207H237V206H236ZM257 207H258V205H257ZM42 208H43V209H42V212H43V210H45V209H44V207H42ZM51 208H52V207H51ZM119 208H120V207H119ZM119 208H117L116 210H118ZM122 208H123V207H122ZM164 208H165V207H164ZM23 209H24V208H23ZM47 209H49V208L47 207ZM120 209H121V208H120ZM123 209H124V208H123ZM125 209H126V208H125ZM129 209H130V208H129ZM129 209L126 210V213H127V211H129ZM177 209L180 210V208H177ZM177 209H176V210H177ZM181 209L184 210V208H181ZM211 209H213V208H211ZM219 209H221V208H219ZM1 210H2V209H1ZM1 210H0V211H1ZM11 210H12V209H11ZM11 210H10V211H11ZM30 210H31V212L33 211L32 209H30ZM35 210H36V209H35ZM37 210H38V209H37ZM57 210H58V209H57ZM81 210H82V211H81ZM138 210H139V209H137V212H139ZM146 210H147V212H146ZM176 210H175V211H176ZM178 210H177V211H178ZM207 210H208V209H207ZM227 210H228V209H227ZM235 210H236V208H235ZM20 211H21V210H20ZM46 211H48V210H46ZM54 211H55V209H54ZM54 211L52 210L51 213H52V212L54 213ZM109 211H111V210H109ZM113 211H112V216H115L116 213L114 212V213H115V214H114ZM118 211H119V210H118ZM180 211H181V210H180ZM180 211H179V212H180ZM214 211H215V209H214ZM216 211H218V210H216ZM216 211H215V212H216ZM228 211L230 212V209H229ZM231 211L233 212V209H232V208H231ZM248 211H249V210H248ZM256 211H257V210H256ZM34 212H35V211H33V213H34ZM42 212H41V213H42ZM55 212H56V211H55ZM57 212H58V211H57ZM57 212H56V213H57ZM87 212H88V210H87ZM87 212H86V215L89 214V212H88V213H87ZM123 212H125V210H124ZM130 212H131V210H130ZM133 212H135L134 209H133ZM133 212H132V213H133ZM137 212H136V213H137ZM211 212H212V211H211ZM215 212H214V213H215ZM229 212H228V213H229ZM29 213H30V212H29ZM33 213H32V214H33ZM37 213H38V214H37ZM101 213H100V214H101ZM132 213H131V214H132ZM136 213H134V215H135ZM148 213H149V212H148ZM164 213H165V212H164ZM214 213H213L212 215H214ZM218 213H219V212H218ZM238 213H239V212H238ZM238 213H236V215H235V213L233 212L232 215H235V216L237 217V214H238ZM11 214L14 216V209H13V212H12ZM32 214H31V215H32ZM34 214H35V213H34ZM80 214L78 213V215H80ZM110 214H111V212H110ZM113 214H114V215H113ZM120 214H121V212H120ZM179 214H181V212H180ZM206 214H207V213H206ZM206 214H205V216H206ZM219 214H221V213H219ZM219 214H217V215H219ZM242 214H243V213H242ZM260 214H262V213L260 212ZM1 215H2V214H1ZM1 215H0V217H1ZM36 215H38L37 217L40 216L38 211L36 212ZM36 215H35V216H36ZM56 215H57V214H56ZM121 215H122V214H121ZM128 215H130V213L127 214V216H128ZM134 215H132V217H133ZM181 215H184V214H181ZM181 215H179V216H181ZM200 215H201V214H200ZM207 215H208V214H207ZM215 215H216V214H215ZM215 215H214V216H215ZM221 215H222V214H221ZM221 215H220V216H221ZM228 215H230V214H228ZM29 216H30V215H29ZM32 216H33V215H32ZM45 216H46V215H45ZM53 216H55V215H53ZM76 216H77V214H76ZM109 216H110V215H109ZM112 216H111V217H112ZM127 216H125V217H127ZM179 216H178V217H179ZM205 216H204V218H206ZM209 216H211V215H208V217H209ZM214 216H212V218H213ZM223 216H224V215H223ZM230 216H231V215H230ZM230 216H229V217H230ZM46 217H48V214H47ZM57 217H58V216H57ZM57 217H54V218H57ZM61 217H63V216H61ZM74 217H75V219H74ZM107 217L109 218V220L106 219ZM117 217L119 218L118 213H117ZM132 217H131V218H132ZM151 217H152V216H151ZM181 217H182V216H181ZM201 217H202V216H201ZM208 217H207V218H208ZM226 217L228 218V216H226ZM226 217L224 216V221H225V218H226ZM232 217L234 218V216H232ZM236 217H235L234 219H236ZM32 218L34 219L35 217H32ZM51 218L53 219V217H51ZM89 218H90V217H89ZM120 218H121V217H120ZM127 218H130V217L128 216ZM131 218H130V219H131ZM149 218H150V217H149ZM163 218H164V217H163ZM179 218H180V217H179ZM189 218H190V217H188V219H189ZM191 218H192V217H191ZM215 218H216V217H215ZM219 218H220V217H219ZM237 218H238V217H237ZM263 218H264V217H263ZM14 219H15V217H14ZM42 219L45 220L44 218H41V219H39V220L42 221ZM57 219L59 220V218H57ZM73 219H74L75 223H72V222H74ZM113 219H115V218H113ZM121 219H123V218H121ZM125 219H126V218H125ZM209 219H210V218H209ZM7 220H8V219H7ZM49 220H50V218H49ZM55 220H56V219H55ZM87 220H88V219H87ZM132 220H133V219H132ZM135 220H134V221H135ZM190 220H191V219H190ZM202 220H203V219H202ZM206 220H208V219H206ZM222 220H223V219H221V221H222ZM229 220H230V219H229ZM231 220H232V219H231ZM245 220H246V219H245ZM47 221H48V220H47ZM188 221H189V220H187V222H188ZM204 221H205V219H204ZM208 221H209V220H208ZM215 221H217V220L215 219ZM221 221H220V222H221ZM8 222H9V221H8ZM83 222H84V221H83ZM127 222H129V221H127ZM190 222H192V220H191ZM210 222H212V221H210ZM225 222H228V221L226 220ZM13 223H14V221H13ZM44 223H45L46 225H44ZM50 223H52L51 220H50ZM50 223H47V222H44V221H43V223L40 224V223H38V222L34 219L33 224H32V223L30 224V226H31V232L29 231L30 233H26V237H25V236H24V237H23V236H20V238L17 239V235L14 236V238L17 239V242L19 243L18 248H19V249H20V248H21V249L23 248L22 250H24V251H25V250H28V249H31V246H32L33 244H35V242L37 241V237L39 238V236H38L39 234H41V235H40V236L42 237L41 239H43V237L46 235V233H48V231H49V232L51 231V232H50V234H51V233H52V230L54 231V229H52L53 226L47 225V224H50ZM53 223H54V222H53ZM53 223H52V224H53ZM63 223H64V221L62 222V225H63ZM86 223H87V222H86ZM116 223H119V220H118V222H115V224H116ZM145 223H146V222H145ZM145 223H144V224H145ZM184 223H185V222H184ZM212 223H213V222H212ZM215 223H217V222H215ZM218 223H219V221H218ZM218 223H217V224H218ZM223 223H224V222H223ZM6 224H7V223H6ZM74 224H75V225H74ZM124 224H125V225H124ZM186 224H187V223H186ZM209 224H210V223H209ZM213 224H214V223H213ZM213 224H212V225H213ZM219 224H220V223H219ZM231 224H232V223H231ZM7 225H8V224H7ZM15 225H16V223H15ZM80 225H81V224H80ZM128 225H129V226H128ZM146 225H147V224H146ZM176 225H177V224H176ZM215 225H216V224H215ZM222 225H224L225 228H226V226H227V224H226V225H225V224H221L220 226H222ZM232 225H233V224H232ZM28 226H29V225H28ZM28 226H27V228L29 229L30 227H28ZM126 226H128V227H126ZM218 226H219V225H218ZM218 226H217V227H218ZM230 226H231V225H230ZM1 227H2V226H1ZM1 227H0V228H1ZM14 227H16V226L11 227V229L13 230V231H12L13 233H14L15 230L18 228V227H16V229H15ZM25 227H26V226H25ZM109 227H110V226H109ZM116 227H117V226H116ZM224 227H223L222 229H224ZM249 227H250V226H249ZM2 228H3V227H2ZM2 228H1V229H2ZM76 228H77V227H75L74 229H76ZM112 228H113V227H110V229H112ZM181 228H182V227H181ZM187 228H188V227H187ZM215 228H216V227H215ZM218 228H219V227H218ZM220 228H221V227H220ZM220 228H219V230H218V229H217V230L220 231ZM1 229H0V230H1ZM18 229H19V228H18ZM18 229H17V232H18ZM25 229H26V228H25ZM118 229H119V228H118ZM176 229H177V228H176ZM188 229H190V228H188ZM222 229H221V230H222ZM228 229H230V228H228ZM263 229H264V226H263ZM19 230L21 231V229H19ZM106 230H107V232H106ZM112 230H115V229H112ZM112 230H110V231H112ZM124 230H125L126 232H125ZM163 230H164V229H163ZM1 231H3V230H1ZM4 231H6V229H5ZM25 231H26V230H25ZM27 231H28V230H27ZM262 231H263V230H262ZM79 232H80V231H79ZM113 232H115V231H113ZM143 232H144V231H143ZM216 232H217V231H216ZM237 232H238V231H237ZM263 232H264V231H263ZM151 233H152V231H151ZM217 233H218V232H217ZM219 233H220V232H219ZM249 233H251V232H249ZM261 233H262V232H261ZM17 234H18V233H17ZM27 234H28V235H27ZM108 234H109V232H108ZM243 234H244V233H243ZM246 234H247V233H246ZM262 234H263V233H262ZM2 235H4V234H2ZM47 235H49V233H48ZM117 235H119V234L117 233ZM210 235H211V234H210ZM210 235H209V236H210ZM213 235H216V233L214 234V232H213ZM217 235H218V234H217ZM244 235H245V234H244ZM244 235H243V239H238V240H242V241H239V243L241 242L240 244L238 243L239 246L237 245V246L239 247V251L243 250V246H244V245H248V244L254 239V236H253V235L250 236V234H249L250 237H246V235H245V236H244ZM247 235H248V234H247ZM53 236H54V235H53ZM74 236H75V237H76V236L78 237L79 235L77 234V235H74ZM111 236H110V237H111ZM114 236H115V235H114ZM157 236H158V235H157ZM188 236H189V235H188ZM209 236H208L207 238H209ZM218 236H219V235H218ZM257 236H258V234H257ZM260 236H261V235H259L257 238H259ZM75 237H74V238H75ZM77 237H76V238H77ZM80 237H82L81 234H80ZM118 237H117V238H118ZM179 237H180V236H179ZM240 237H241V236H240ZM262 237H264V236L262 235ZM22 238H25V239H22ZM44 238H45V237H44ZM76 238H75V239H76ZM107 238H108V237H107ZM176 238H177V237H176ZM220 238H221V237H220ZM220 238H219V240H217V237H216V239H214V242H215V243H214V247H213L214 251L212 250V246L209 245L208 243H207V244L205 243L207 246L204 247L205 249L202 248L203 250L198 249V248H197V244H196V247L194 246V247H195L194 249L197 248V251L199 250L197 253H198V255H199L198 258L200 259L201 264H239V263H242V264H264V240H263V239H261V240H263V241H257V240H256L257 242H254V244H252V246L250 245V246H251V249H248V251H249V250H251V251H249L247 254H245V252L241 251L240 253H236L237 255H236V254H235V255L233 254L234 256L231 257V256H232V255L230 254L231 252L229 253V251H228V253H229V254H228V253L224 250V251L227 253V255H229V256L231 255V256H230V259H229V260L227 259L228 262H226V261L224 262V260L222 259V256H223V255H221V254H225V255L223 256V257L225 258L226 253H222V252H223L222 250H220V251H222V252L219 253V251L216 250L217 248H218V250L220 249V247H218V246L220 245V243L223 242V239L220 240ZM238 238H239V237H238ZM6 239H7V237H6ZM15 239H14V240H15ZM79 239H80V238H79ZM183 239H184V238H183ZM188 239H189V238H188ZM14 240H13V241H14ZM43 240H44V239H43ZM93 240H94V239H93ZM143 240H144V239H143ZM209 240H210V239H209ZM216 240H217V241H216ZM28 241H29V243H30V241H32V243H30L29 245H27L28 243L26 244V242H28ZM73 241H75V240H73ZM107 241H108V239H107ZM187 241H188V240H187ZM195 241H196V240H195ZM198 241H199V240H198ZM198 241H197V242H198ZM201 241H202V240H201ZM220 241H222V242H220ZM254 241H255V240H254ZM37 242H38V241H37ZM78 242L80 243V242H81V239L78 240ZM111 242H112V244H111ZM205 242H206V241H205ZM3 243H4V242H3ZM76 243H77V242H76ZM153 243H154V242H153ZM174 243H175V239H174L173 245H175ZM179 243H180V242H179ZM181 243H182V242H181ZM190 243H191V241H190ZM190 243H189V245H190ZM198 243H199V242H198ZM5 244H6V243H5ZM25 244L27 245V248H25ZM69 244H70V243H69ZM72 244H73V243H72ZM158 244H160V243H158ZM161 244H162V242H161ZM163 244H164V243H163ZM201 244H202V243H200V245H201ZM205 244H204V246H205ZM222 244H223V243H222ZM222 244H221V248L223 247ZM70 245H71V244H70ZM192 245H193V244H192ZM202 245H203V244H202ZM9 246H10V245H9ZM28 246H30V247H28ZM36 246H37V245H36ZM159 246H160V245H159ZM161 246H162V245H161ZM2 247H3V246H2ZM34 247H35V246H34ZM155 247H156V246H155ZM163 247H164V245H163ZM175 247H176V246H175ZM191 247H192V246H191ZM198 247H199V245H198ZM202 247H203V246H202ZM238 247H237V248H238ZM73 248H74V247H73ZM73 248H72V249H73ZM81 248H82V247H81ZM223 248H224V247H223ZM223 248H222V249H223ZM8 249H9V248H8ZM33 249H34V248H33ZM33 249H32V250H33ZM148 249H149V248H148ZM156 249H157V248H156ZM156 249H155V250H156ZM158 249H159V247H158ZM176 249H177V248H176ZM5 250H7V245H6V249H5ZM67 250H68V249H67ZM73 250H74V249H73ZM83 250H84V249H83ZM187 250H188V248H187ZM245 250H246V249H245ZM2 251H3V250H2ZM75 251H76V250H75ZM158 251H159V250H158ZM166 251H167V250H166ZM184 251H185V250H184ZM184 251L182 252L183 254H184ZM195 251H196V250H195ZM235 251H238V250L236 249ZM235 251H234V252H235ZM3 252H4V251H3ZM28 252L30 253V251H27V253H28ZM41 252H42V251H41ZM56 252H55V253H56ZM63 252H64V251H63ZM170 252H171V251H170ZM20 253H22V252H20ZM20 253H19V254H20ZM185 253H186V251H185ZM157 254H159V253H157ZM187 254H188V253H187ZM1 255H2V253H1ZM6 255H7V254H6ZM30 255H31V254H30ZM57 255H58V254H57ZM220 255H221V256H220ZM3 256H5V255L3 254ZM39 256H41V255H39ZM156 256H157L158 259H156ZM160 256H161V255H160ZM28 257H29V256H28ZM28 257H27V259H28ZM177 257H179V256H177ZM227 257H228V256H226V258H227ZM55 258H56V257H55ZM166 258L170 260L171 256H170V258H168V256H167ZM173 258H174V257H173ZM226 258H225V259H226ZM27 259H26V260H27ZM41 259H42V256H41ZM49 259H50V258H49ZM56 259H57V258H56ZM133 259H131V260L133 261ZM167 259H166V260H167ZM171 259H172V258H171ZM181 259H182V258H181ZM181 259H180V260H181ZM184 259H185V260L187 259L188 262H189L190 264H192V259H191V258H189V257H188V258H187V257H184ZM109 260H110V259H109ZM160 260H161V259H160ZM160 260H159V261H160ZM162 260H163V259H162ZM180 260L178 259L179 262H180ZM187 260H186V261H187ZM222 260H223V262H222ZM47 261H48V260H46V262H47ZM64 261H65V260H64ZM163 261H164V260H163ZM170 261H171V260H170ZM173 261H174V260H172V263H173ZM186 261H184V263H182V264H185ZM9 262H10V261H9ZM40 262H41V261H40ZM40 262H39V263H40ZM57 262H59V261H57ZM195 262H196V261H195ZM195 262H194V263H195ZM197 262H198V261H197ZM33 263L36 264V263H37V260L34 261ZM47 263H48V262H47ZM89 263H90V262H89ZM174 263H175V261H174ZM9 264H10V263H9ZM40 264H41V263H40ZM49 264H51V263H49ZM65 264H66V263H65ZM162 264H163V263H162ZM166 264H167V263H166ZM168 264H170V263L168 262ZM177 264H179V263L177 262ZM180 264H181V262H180Z\"/></svg>","mask_w":264,"mask_h":264}]
</instances>
